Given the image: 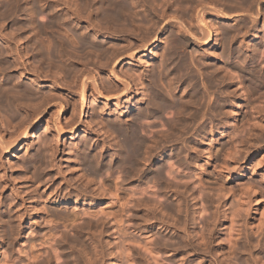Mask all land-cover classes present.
<instances>
[{
	"label": "bare ground",
	"instance_id": "bare-ground-1",
	"mask_svg": "<svg viewBox=\"0 0 264 264\" xmlns=\"http://www.w3.org/2000/svg\"><path fill=\"white\" fill-rule=\"evenodd\" d=\"M6 1V0H5ZM15 1H17V0H15ZM26 1H28V0H25L24 2H26ZM33 2H35V0H32ZM31 1V2H32ZM50 1V0H49ZM52 1V0H51ZM65 3L67 2V1H69V0H63ZM71 1H73V0H70L69 1V3L71 2ZM81 1V0H80ZM84 1V8H80L78 5L76 6L75 5V8L74 9H72L71 7H68L66 4H64V2H61V1H59V0H53L52 2H50L52 5H50V7L52 8V10H51V12H49V14H48V12H46L50 17V20L48 21V22H46V23H40V24H38V30L40 29V30H42V31H40V33H42V32H45L49 27H55L56 29H57V31H56V33L58 34V37L60 38V39H58V37H57V39L55 38V40H54V38L53 37H55L56 35H54L53 37H52V35L55 33V32H53V34L52 35H50L51 37H52V41H51V39L50 40H48L49 39V37H48V39H47V36H46V38L45 39H43V40H46L45 42H46V44H44V43H42L43 44V51H41L40 49V47H39V52H38V57H36V60L39 58L40 60H38L39 62L41 61V64H42V62L43 61H47V62H51L50 64L52 65H50V67L48 66L47 67V65L49 64V63H47V62H44V63H47V65L45 66V70H46V67H47V69H48V72H50V71H52V70H50L49 71V68L51 69V67H54V64H56V62L54 61V59L55 58H62V55H61V53L63 54L64 53V56L66 55H68V54H70L71 52H74V48H73V46L74 45H77V46H79L80 47V45L82 46V48L84 47V51L85 50H87L89 47L91 48V47H93V45L92 44H89V43H87V42H85V40L86 39H84V38H86L85 37V35H87V34H84L85 33V31H84V33L82 32V33H79L78 31V33L76 34H74L72 31V33H69V31L71 30V27L69 28V31H66V30H64L63 29V27L61 28V26H66V25H70L71 24V22H72V20H71V18H70V16L72 17V19L73 18H76L78 21L83 17V15L84 14H86L87 12H88V9H89V12H88V14L85 16V17H87V18H85V19H87V24H88V26H92V28L91 29H94L93 31L95 32V34L97 33V34H100V36H105L106 37V39L107 38H110V39H112V40H116L117 42H118V45H117V47L116 46H113V44L112 45H106L107 47H105L108 51H109V53H107L108 51H106V52H104L105 51V49H104V51H103V49H99L98 51H103L104 53H106L107 54V56H106V54H104V53H102V55L101 56H104V58L103 59H105V62L103 63V61L100 63V61H98V63H100V64H102V65H100V66H98V67H100L101 69H100V71H103V72H105V74H106V76L110 79V84H111V86H109L108 85V87H106V86H100V84H101V80H99V78L97 77L98 75H97V72H96V70H94L93 68L92 69H87V66H86V64H84V63H86V62H84V63H81L82 61L79 59V58H77V56H76V58L78 59V61L80 60L81 62V65H82V67L84 66V68L83 69H80V67H79V69H78V71H77V69L75 70L76 72H74V71H71V72H73V74H72V76H71V78H70V82H68L69 83V86H68V83L66 84V86H65V84H63V83H61L60 81H61V79H60V81H59V83H60V85L59 86H57L56 84H57V82H56V80H58V77L56 78L55 76V74H53V75H55L54 77L56 78H54L53 77V75H51V73L49 74V73H47V71H46V73L47 74H49V76H51V79H55V81H48L49 79H50V77L45 73V71H43V69L41 70V68H38V66H37V69H35V67H36V63L35 64H33L32 63V61H31V63H29V58H28V53H30V52H28L27 54L25 53V54H23L25 51H23V53L22 52H20V48H22V44H20L19 42H18V38L16 37H14L13 36V38H11L9 35H11L10 33L9 34H6V32L4 33V29H2V28H0V40L1 41H3L4 42V47H5V51L4 50H0V65H2L3 63H5L4 61H3V58L4 57H10V58H12L13 57V67H14V69H16V71L17 72H19V74H20V76H23V77H25V78H29V80L30 81H32L33 82V85L32 86H26L25 84L24 85H21V84H23V83H21V84H19V81H16V82H18V84L16 83L15 85H13L14 83H10L11 81H13V80H11L10 82L8 81L9 79H5V81L6 82H9V83H7L8 85L10 84H12L11 86H7V84H6V86L5 85H0V108L6 113V116H8V117H6V118H3L2 119V116H0V193H3V192H5L6 190H8V188L9 187H11V192H12V194H13V198H11L10 199V197H9V199L7 198V199H5V200H3L4 198H0V226L1 227H3L4 226V229H1V231L3 230H6V229H8L9 231H8V233L9 234H11L12 233V235L13 234H17V232L19 231V228L22 226V225H24V223L25 222H27L26 221V219L21 215L22 213H20V211L18 210L20 207H18V208H16V206L18 205V204H20V205H22L23 207H24V204H25V202L28 200L29 201V199H27V197H26V199H25V197H23V195H24V193L26 192V191H28V190H30V192L29 193H31L32 194V198H31V203H30V205L28 204V206L30 207V206H32V204L34 205L35 203L37 204V202L39 201V200H41V199H38V201H37V197H41V198H43L42 200L43 201H40L38 204H40L39 206L41 207V208H43V202L45 201L46 203H47V205H48V203L50 204H53V205H55V206H57V207H59V206H63V207H70L71 205H72V202H73V204L74 203H77L78 202V200L76 199V198H78V196H75V195H73V197L72 196H70L68 193V195H66V193H65V195H63L62 196V198L60 199L57 195H55V194H51V192L52 191H50V193L47 191V190H44V189H42V186H43V183L44 182H46V181H44L43 183L41 182L42 180H43V178H42V180L41 181H38V179H40L41 177H39V175L40 176H42V174L44 175L45 174V172L47 173V172H49V170H52V169H54V167L56 168V169H54V172H56L57 171V174H55V175H57V177H60L61 178V180L63 181V183L64 182H66V183H68L67 182V180H69V179H67L68 177H67V172L68 173H71L72 174V176H74L75 177V179H77L76 181L77 182H80V183H82L81 185H83V182H84V180L85 179H87L85 182V187L86 186H88V188H89V186L91 187V188H94L93 186L94 185H92V184H95L94 182H96V176L97 175H99V176H101L102 175V173L104 172V171H107V172H104L103 173V175H105L106 173H107V175L109 174L108 173V171H111V170H114V168H117L116 170H120V171H122L123 173V175L125 176H130V175H134L135 176V172H136V175H137V172H139V171H142V168H144L146 165H149V164H151L154 160H156L155 158L156 157H158V158H160L161 156H163L162 154L163 153H165V152H163V150H158L157 152H156V149H158L160 146H157V148H155L156 146H154L157 142H159L160 140H155V142L153 141L154 140V136L152 137V139H151V137H149L148 138V136H146L148 133H147V131H148V127H149V129L151 130L152 129V127H150V126H148V123H147V121H149L148 119H150L151 120V118L152 119H156V118H160L161 116V113L163 114V113H166V112H162V111H164L165 109V111H167V113H168V111L169 112H171V110L173 111H175L177 114H179V115H181L182 113H184V111H185V113L187 112V114L186 115H188L189 117V121L190 122H195L196 123V121L197 120H199V117H201V119L202 118H204V117H202V116H205V114H203V111L204 110H207L206 111V114H208L209 115V113L211 112L210 111V109L212 110V108H213V114H214V117L216 116H218L217 114L218 113H221V115H223L222 114V110H221V108L223 109V112H225V110H224V107H221V108H219L218 107V105L216 106V105H214L213 106V100L211 99V98H213L214 99V104L216 103V101H215V99H216V97L214 98V97H211V93L209 92V94H211V95H209L208 94V90H210V89H212L213 88V85H215V83L213 82V80H218V77L217 78H215V77H211L212 78V80H211V78H210V75H211V71H210V69H209V64L208 65H205L203 62L204 61H202V62H200V63H202V65H199V66H203V64L205 65V69L207 70V71H205V72H208V71H210V73L209 74H206V76H204V74H201L199 71L201 70V69H198L196 66H197V64L199 63V62H195V64L193 63L195 60H197L195 57V59H194V61H192V59L190 58H188V57H186L185 56V54L187 55V53L185 52L186 51V49L185 48H183L184 49V55H182V53H180L181 52V50L179 51V49H182V47H188V48H190L189 46H190V40H192V41H194V42H197V43H201V45H203V46H207V44L209 43V42H213V41H215V44L217 45V47L219 48V47H221L222 45H225L228 41L229 42H231L232 41V36H230V34H229V31H228V28H227V25L225 24L226 22H228V24H229V22H232V21H236V20H234V19H236L237 17H240V16H246V17H248L249 19V22H248V24L249 23H253V26L255 25V24H258V21H259V19L261 18V19H263V25H264V0H83ZM6 2H8V1H6ZM38 2V1H37ZM60 2V3H59ZM76 2H78V3H80L79 1H76L75 0V2L73 1V3H75L76 4ZM28 3V2H27ZM39 3L41 4V2L39 1ZM43 3V2H42ZM45 3V2H44ZM49 3V4H50ZM72 3V2H71ZM77 3V4H78ZM17 4H18V2H17ZM17 4L15 5V7L17 6ZM30 4V6L29 7H31L32 5H31V3H29ZM33 4V3H32ZM47 4V3H46ZM54 4L56 5V6H58V7H55L54 8ZM67 4H68V2H67ZM82 4V5H83ZM10 5H11V2H10ZM12 5H13V1H12ZM11 5V6H12ZM21 5V4H20ZM25 5V4H24ZM37 5V4H36ZM42 5V4H41ZM48 5V4H47ZM69 5V4H68ZM72 5V4H71ZM38 6V5H37ZM45 6V5H44ZM73 6H74V4H73ZM14 7V6H13ZM20 7V6H19ZM18 7V8H19ZM27 7H28V5H27ZM36 6H34V8H35ZM39 7H40V5H39ZM48 7H49V5L47 6V10H48ZM60 7V8H59ZM79 7V8H78ZM81 7H83V6H81ZM57 8V9H56ZM66 9L67 10V14H68V16H67V14L66 13H64V12H61V14L63 13V15L65 14L66 16H67V18L65 17V15H64V18L62 17L61 19H60V15H59V13H58V11H64L63 9ZM17 9V8H16ZM16 9H15V11H16ZM29 9V8H28ZM27 8H26V10H28ZM31 9V8H30ZM38 9V7L36 8V10ZM42 9H46V8H42ZM50 9V8H49ZM54 9V10H53ZM56 9V10H55ZM21 10V9H20ZM20 10H19V12H20ZM22 10H25V8L24 9H22ZM33 8L31 9V11L29 12V11H26V12H28L29 13V17H31L32 15L31 14H33ZM87 10V11H86ZM3 11H7V10H5V8H4V10H2V7L0 8V17H1V15H3L4 16V12ZM9 11V10H8ZM12 12H13V10H11ZM14 11V12H15ZM35 11V10H34ZM50 11V10H49ZM25 12V13H26ZM42 12V11H41ZM41 12H40V14H41ZM17 13V12H16ZM23 13V12H22ZM24 13V14H25ZM35 13V12H34ZM36 13H37V11H36ZM82 13H84V14H82ZM8 14V13H7ZM27 14V13H26ZM38 14V13H37ZM37 14L35 15V16H37ZM13 15V14H12ZM70 15V16H69ZM92 15H94L95 16V18H96V21H94V19H93V21L95 22V23H93L91 20H90V17L92 16ZM10 16V15H9ZM9 16H5V18H3V21H4V19L5 20H7V18H9ZM34 16V15H33ZM40 16L41 15H39L38 17L40 18ZM215 17V19H210V17ZM27 17V16H26ZM33 18V17H32ZM70 18V19H69ZM93 18V17H92ZM91 18V19H92ZM26 19V18H25ZM28 19H30V18H28ZM43 19V18H42ZM241 19V18H240ZM244 19V18H243ZM9 20V19H8ZM38 20V19H37ZM40 20V19H39ZM75 20V19H74ZM81 20H84V18L83 19H81ZM214 22V21H218V23L219 22H224V24H223V26H225L224 28L222 27V29H223V33H222V31H221V33H222V35L221 34H219L220 35V37L217 35L218 34V30H217V27H219V25L218 24H216V25H218V26H216L215 24H213L212 23V21ZM245 20H247V19H245ZM247 20V21H248ZM32 21V20H31ZM36 21V20H35ZM34 21V22H35ZM238 21V20H237ZM243 21V20H242ZM261 21V20H260ZM5 22V21H4ZM4 22H3V25H4ZM28 22V21H27ZM37 22V21H36ZM36 22L34 23V25L36 24ZM39 22H42V21H39ZM39 22H37V23H39ZM80 22V21H79ZM85 22H86V20H85ZM73 23V22H72ZM236 23H238V22H236ZM28 24H30V23H28ZM232 24H234L233 22H232ZM17 25V24H16ZM21 25V24H20ZM19 25V26H20ZM37 25V24H36ZM230 25V24H229ZM228 25V26H229ZM240 25V24H239ZM245 25H247V24H245ZM260 25H262V24H260ZM87 26V27H88ZM241 26V25H240ZM243 26H244V23H243ZM250 26H251V24H250ZM249 26V27H250ZM252 26V27H253ZM259 26V25H258ZM15 27V26H14ZM23 26L21 25V27L20 28H22ZM30 27H31V25H30ZM29 27V28H30ZM32 27H33V23H32ZM80 27V26H79ZM96 27V28H95ZM230 27V26H229ZM239 26H238V24H237V28H238ZM261 27H264V26H261ZM19 28V27H18ZM19 28V31L21 30ZM54 28V30L53 31H55L56 29ZM251 28V27H250ZM255 28V27H254ZM23 29V28H22ZM31 29V28H30ZM33 29H35V26L33 27ZM37 29H35V30H37ZM51 29V28H50ZM49 29V30H50ZM232 29V28H231ZM240 29H241V27H240ZM239 29V30H240ZM243 29H244V33H245V26L243 27ZM257 29H259V28H257ZM256 29V30H257ZM260 29H262V28H260ZM32 30V29H31ZM37 30V31H38ZM72 30H73V28H72ZM219 30H221V29H219ZM236 30V32L235 33H237V31H238V29H235ZM52 31V30H51ZM232 31H233V29H232ZM242 32H243V30H241ZM249 31V30H248ZM32 32H34V31H32ZM36 32V31H35ZM34 32V33H35ZM91 32H92V30H91ZM172 32H174V33H172ZM239 32V31H238ZM241 32V33H242ZM247 32V31H246ZM255 32H257V31H255ZM255 32H253V33H255ZM24 33V32H23ZM49 33V32H48ZM163 33H168L167 35H168V38H167V46L166 45H164L163 47H165L166 46V48L162 51H159L158 52V50L156 51V52H154L155 53V55L150 59V60H153V62L155 61V60H158V64H156L155 65V63H153L154 65H155V67H153L152 69H151V67L149 66V65H151V64H149V65H146V69H147V72L145 73V78L143 79V81L144 82H141V80L139 79V77L138 76H140V75H138V74H136V72H135V69L134 68H132V69H128V68H126L125 66L126 65H130V66H133V64H135V63H133L134 62V59L136 58V54H138L139 52H141V51H146V52H149V51H151L150 49H152V48H159V46H160V43L162 42L161 41V36L163 35ZM249 33V32H248ZM251 33H252V31L250 32V35H251ZM37 34H38V32H37ZM45 34V33H44ZM43 34V35H44ZM50 34H51V32H50ZM213 34H215L216 36H215V39L213 40ZM233 34H234V32H233ZM239 34V33H238ZM243 34V33H242ZM242 34H240V36L242 35ZM49 35V34H48ZM91 35V34H90ZM235 35V34H234ZM257 34H255L254 36H256ZM261 34H259V36H260ZM12 36V35H11ZM40 36V35H39ZM94 36V35H93ZM235 36H237V35H235ZM234 36V37H235ZM239 36V35H238ZM247 35L245 34V37H246ZM258 36V37H259ZM263 36V35H262ZM261 36V38H262V40L264 39L263 37ZM45 37V36H44ZM62 37V38H61ZM90 37V36H89ZM242 37H244V34H243V36ZM241 37V39L243 40V38ZM244 37V38H245ZM253 37V36H252ZM257 36L254 38V39H257L258 38ZM29 38V37H28ZM36 38H37V35H36ZM43 38V37H42ZM41 38V39H42ZM260 38V37H259ZM258 38V39H259ZM38 39V38H37ZM63 39H65L67 42L66 43H68V44H66L65 43V41L63 40ZM105 39V38H104ZM240 38H238V40H239ZM250 39H251V36H250ZM40 40V39H39ZM237 40V41H238ZM20 41V40H19ZM24 41V40H23ZM29 41V40H28ZM33 41H35V38L33 39ZM33 41H31V43L33 42ZM42 41V40H41ZM87 41V40H86ZM165 41V40H164ZM163 41V42H164ZM166 41L164 42V43H166ZM234 41H235V39H234ZM247 41V40H246ZM246 41H244L245 42V45H246V43H247V45L249 44V40L246 42ZM251 41H253V40H251ZM111 42V41H110ZM116 42V43H117ZM194 42H192V43H194ZM233 42V41H232ZM231 42V43H232ZM236 42V41H235ZM239 42V41H238ZM241 42V43H240ZM240 42L239 43H235L237 46H238V44H239V46H240V44H242V41L240 40ZM243 42V43H244ZM253 42H255V41H253ZM252 42V43H253ZM30 43V44H31ZM40 43V42H39ZM38 43V44H39ZM40 43V44H41ZM197 43H196V45H197ZM29 44V45H30ZM35 43H33V45H34ZM80 44V45H79ZM105 44V43H104ZM256 44V43H255ZM33 45H32V47H33ZM53 45V46H52ZM66 45H69V46H67L66 47ZM194 45V44H193ZM229 45V44H228ZM227 44L225 45V46H223V47H229ZM244 45V44H243ZM244 45V46H245ZM260 45V44H259ZM35 47H37L38 45H37V43L34 45ZM76 46V48L78 49V47ZM98 46V45H97ZM96 46V47H97ZM209 46V45H208ZM263 46V45H262ZM24 47V46H23ZM85 47H88L87 49H85ZM221 48V49H223V51H225L224 50V48ZM227 47H226V49H227ZM246 47V46H245ZM248 47H250V46H248ZM254 47V46H253ZM258 46H256V48H257ZM264 47V46H263ZM81 47H80V49H82ZM89 48V49H90ZM95 48V47H94ZM93 48V49H94ZM187 48V49H188ZM191 48H192V45H191ZM230 48V47H229ZM229 48H228V50H229ZM233 48V47H232ZM240 48V47H239ZM238 48V49H239ZM241 48L242 49H244V47L241 45ZM240 48V49H241ZM251 48V47H250ZM260 48H261V45H260ZM2 49V48H1ZM23 49V48H22ZM32 49V48H31ZM33 49H36V48H34L33 47ZM68 49V51H66ZM70 49V50H69ZM97 49V48H96ZM95 49V50H96ZM160 49V48H159ZM195 49V48H194ZM220 49V48H219ZM220 49V50H221ZM237 49V50H238ZM239 49V50H240ZM248 49V48H247ZM258 49V48H257ZM28 50H30V48H28ZM27 50V51H28ZM37 51H38V49H36ZM35 50V51H36ZM83 50V49H82ZM193 49H191V51H192ZM211 50H212V48H211ZM210 50V52L211 53H209V54H207V59H213L214 61H218V60H220L219 58L222 56L220 53V57L217 55L218 53L216 52V53H214V51H213V53H212V51ZM232 50H234V48L232 49ZM232 50H230V53H231V51ZM237 50H236V52L235 53H237ZM249 50V49H248ZM259 50V49H258ZM3 51H4V53H3ZM36 51V52H37ZM75 51H77V50H75ZM81 51V50H80ZM193 51H195V50H193ZM205 51V50H204ZM203 51V52H204ZM217 51V50H216ZM227 51V50H226ZM246 51V50H245ZM244 51V52H245ZM257 51V50H256ZM32 52H33V50H32ZM36 52H34L35 54H36ZM93 52V51H92ZM188 53H189V50L187 51ZM196 52H198V51H196ZM207 52V51H206ZM206 52H204V54L206 53ZM227 52H229V51H227ZM239 52H242V51H239ZM238 52V53H239ZM244 52H243V54H244ZM261 52V51H260ZM262 52H263V49H262ZM76 53V52H75ZM88 53V52H87ZM192 53H194V52H191V54ZM233 53V52H232ZM234 53V54H235ZM250 53H252V52H250ZM249 53V54H250ZM264 53V52H263ZM77 54V53H76ZM78 54H79V52H78ZM95 54V53H94ZM109 54V55H108ZM190 54V56L191 57H193L192 55ZM228 54V53H227ZM240 54V56H241V53H239ZM248 54V53H247ZM249 54H248V56L247 55H244V58H247V57H250L249 56ZM262 54V53H261ZM30 55H32V53L30 54ZM61 55V56H60ZM235 55H237V54H235ZM235 55H233V56H235ZM259 55V54H258ZM33 57H35L34 56V54L32 55ZM63 56V57H64ZM65 56V58H67ZM69 56V55H68ZM97 56V55H96ZM233 56H231V57H233ZM239 56V55H238ZM240 56H239V58H240ZM245 56H247V57H245ZM260 57L262 56V55H259ZM31 57V56H30ZM70 57V56H69ZM68 57V58H69ZM219 57V58H218ZM227 57H229V56H227ZM237 57V56H236ZM241 57H243V55L241 56ZM254 57V56H253ZM252 57V58H253ZM256 57V56H255ZM260 57H258L257 59H259ZM64 58V59H65ZM101 58V59H102ZM225 59V56L224 57H222L221 59ZM235 58V57H234ZM239 58H236L237 59V61H238V59ZM251 58V59H252ZM30 59H32V57L30 58ZM63 59V58H62ZM61 59V61H63ZM71 59V58H70ZM102 59V60H103ZM160 59V60H159ZM223 59V61L225 62V60ZM230 59V58H229ZM232 59V58H231ZM230 59V60H231ZM243 59V58H242ZM241 59V60H242ZM256 59V60H257ZM261 60L262 59H264V56L262 57V58H260ZM259 59V60H260ZM34 60V59H33ZM141 60V59H140ZM200 60V59H199ZM205 60V59H204ZM228 60V59H227ZM229 60V61H230ZM234 60V59H233ZM240 60V59H239ZM241 60L239 61V62H236V60H234L235 62V66H236V64L238 63H240L241 62ZM249 60V59H248ZM255 60V61H256ZM259 60H257L259 63L261 62V60L259 61ZM5 61H7V60H5ZM57 61V60H56ZM70 61V60H69ZM212 61V60H211ZM232 61V60H231ZM230 61V62H231ZM243 61H245V59L243 60ZM254 61V60H253ZM262 61H264V60H262ZM1 62H3L2 64H1ZM8 62V61H7ZM7 62H6V65H7ZM37 62V61H36ZM39 62H38V64H39ZM52 62H54L53 64H52ZM64 62H65V64H66V61L64 60ZM63 62V63H64ZM67 62H68V60H67ZM71 62V61H70ZM73 62H74V60H73ZM75 62H77L76 60H75ZM222 62V61H221ZM228 62V61H227ZM44 63H43V65H44ZM93 63V62H92ZM213 64H214V62H212ZM211 62H210V64H212ZM229 63V62H228ZM232 63V62H231ZM242 63H244V62H242ZM241 63V64H242ZM248 63H251V61L249 60L248 61ZM255 63H257V62H255ZM263 63V62H262ZM32 64H33V66H34V68H32ZM74 65H76L75 63H73ZM77 64H79V62H77ZM123 64V65H122ZM223 64V63H222ZM237 64V66H239ZM245 64V63H244ZM243 64V65H244ZM252 64V63H251ZM251 64H249V65H251ZM261 64V63H260ZM4 65V64H3ZM2 65V66H3ZM8 65H9V62H8ZM7 65V66H8ZM57 65V64H56ZM55 65V66H56ZM72 65V64H71ZM96 65H98V64H96ZM194 65H196V66H194ZM220 65V64H219ZM219 65H217L216 64V66L218 67ZM233 65V66H234ZM243 65H242V67H243ZM253 65H255V64H253ZM252 65V66H253ZM263 65H264V63H263ZM1 66V67H2ZM89 66V65H88ZM149 66V67H148ZM213 65H211V68L213 69V67H212ZM216 66H214V68H217ZM222 66V65H221ZM221 66H219V67H221ZM225 66V65H224ZM232 66V67H233ZM234 66V67H235ZM245 66V65H244ZM256 66V65H255ZM262 66V65H261ZM260 65H259V67H261ZM5 67V66H4ZM11 67V65L9 66V68ZM12 67V68H13ZM57 67V66H56ZM71 67V66H70ZM93 67V66H92ZM120 67V69H119V71L117 70L118 68ZM197 68V69H195V71H194V68ZM219 67L217 68V69H215V70H213V72H212V75L214 74H218L217 72H218V70H219ZM223 67V66H222ZM231 67V66H230ZM241 67V68H242ZM246 67V69H247V66H245ZM245 67L243 68V71H244V69H245ZM258 66H257V69H259V70H261L262 69V67H261V69L259 68ZM7 67H5V68H3V71L6 69ZM9 68H7L8 69V71L9 70H11V68L9 69ZM76 68V67H75ZM78 68V67H77ZM224 68V67H223ZM237 68V67H236ZM236 68L234 69V70H236ZM251 68V67H250ZM13 69V70H14ZM41 70V72L43 71L44 72V77L42 76L43 74L42 73H40V70ZM146 69H145V71H146ZM209 69V70H208ZM211 69V70H212ZM239 69V68H238ZM237 69V70H238ZM245 69V70H246ZM253 69H254V67H253ZM256 69V68H255ZM254 69V70H255ZM59 70V69H58ZM71 70V69H70ZM198 72H197V71ZM223 70V69H222ZM221 70V71H222ZM233 70V69H232ZM233 70V71H234ZM240 70H242V69H240ZM240 70H238V71H240ZM7 71V70H6ZM39 71V72H38ZM94 71V72H93ZM98 71V70H97ZM144 71V72H145ZM204 71V70H203ZM248 71H249V68H248ZM246 72V71H244L247 75H250V76H248V77H251L252 76V78H253V80H255L256 82H258V81H260V76H262V74L260 75V76H256V75H254V74H251L250 72ZM250 71H251V69H250ZM253 71V70H252ZM262 71V70H261ZM1 72V71H0ZM64 72V71H63ZM222 72H224V73H226L225 72V70L224 71H222ZM253 72H255V71H253ZM260 72V71H259ZM258 72V73H259ZM6 73V72H5ZM198 73V74H197ZM203 73V72H202ZM219 73H221L220 71H219ZM222 74L221 73V75L224 77V75L226 76V74ZM239 73V72H238ZM257 73V74H258ZM262 73V72H261ZM63 74V73H62ZM142 74H144V73H142ZM229 73L227 72V75H228ZM0 75H1V73H0ZM2 75H3V73H2ZM45 75H47V76H45ZM58 75V74H57ZM70 75V74H69ZM68 75V76H69ZM203 75V76H202ZM207 75H209V77L207 76ZM221 75H217V76H221ZM59 76V75H58ZM67 76V77H68ZM143 76V75H142ZM205 77V78H207V80H205V81H201V79H200V77ZM216 76V75H215ZM228 76H230V74L228 75ZM228 76H227V78H228ZM53 77V78H52ZM162 77H164L165 79H166V85H164L163 83H162V80L164 79V78H162ZM201 77V78H202ZM233 77V76H232ZM246 77V76H245ZM10 78V77H9ZM63 78V77H62ZM247 78V77H246ZM264 78V77H263ZM224 79V78H223ZM233 79V81H234V78H232ZM69 80V79H68ZM222 79L220 78V80H218V82L219 81H221ZM226 82H225V84L226 83H228L229 84V81H231V76H230V78H228V82H227V79H226V77H225V79H224ZM263 80V79H262ZM3 81H4V79H3ZM165 81V80H164ZM248 81V80H247ZM1 82V81H0ZM5 82V83H6ZM15 82V81H14ZM47 82H50V84L48 83V86H45V84H47ZM187 82V85L188 86H190V88H188L187 86H185V88H188L187 90H189L188 92H187V94L188 95H186L185 94V96H183V97H181L180 99H177V98H174V96H173V94L174 95H176L178 92H176V91H178V88H176V87H174V86H184V85H182V83H186ZM201 82H202V86L200 87V84H201ZM212 82H213V84H212ZM221 83H222V81H221ZM234 83L236 84V82L234 81ZM264 83V82H263ZM0 84H2V83H0ZM4 84V83H3ZM64 86H63V85ZM218 84V83H217ZM217 84H216V86H217ZM223 84V83H222ZM221 84V85H222ZM233 84V83H232ZM238 84V83H237ZM246 84V83H245ZM257 85H259L258 83H256ZM256 84H255V86H256ZM261 84H262V82H261ZM62 85V86H61ZM212 85V86H211ZM264 85V84H263ZM139 88H138V87ZM143 86H145V87H143ZM146 86H148L147 88L148 89H146ZM159 86H161V88L163 87L164 88V86H167V89L166 88H164L167 92L166 93H162L161 92V90H160V88H158ZM215 86V87H216ZM224 86V85H223ZM233 86H235V85H233ZM214 87V88H215ZM228 87V86H227ZM236 87V86H235ZM257 87V86H256ZM162 88V89H163ZM182 88V87H181ZM184 88V90H186ZM213 88V90L212 91H214L215 89ZM220 88H222V87H220ZM226 88V87H225ZM163 89V90H164ZM223 89V88H222ZM238 89V88H237ZM236 89V90H237ZM242 89H243V87H242ZM248 89H249V87H248ZM221 90V89H220ZM228 89H226V91H227ZM235 90V89H234ZM234 90H232V89H230V91H229V93L230 92H232V91H234ZM182 91H183V89H182ZM215 91H217V90H215ZM222 91H224V90H222ZM238 91V90H237ZM248 91V90H247ZM250 91V90H249ZM180 92H181V90H180ZM186 92V91H185ZM218 92V91H217ZM220 92V91H219ZM219 92H218V94H219ZM242 92H243V90H242ZM242 92H241V94H242ZM246 91H244V93H245ZM255 92V91H254ZM137 93H139V94H141V96H142V100H141V102L143 103V106L142 107H140V108H138V109H136L135 111H133V114L132 115H128L127 116V114L125 115V117L124 118H120V119H118L117 120V122L114 120V121H112V119L111 120H107V121H105V120H103L102 119V117H104V116H102V115H104V114H107L106 112H108V110H109V108L107 107V105L109 104V103H111V102H116V103H118L119 102V100L120 99H122V98H125V97H127L128 96V94H137ZM182 93H184V91L182 92ZM213 93V92H212ZM215 93V92H214ZM213 93V94H214ZM222 93V92H221ZM227 93V92H226ZM225 93V91H224V94H226ZM243 93V94H244ZM247 93V95H248V92H246ZM246 93H245V95H246ZM253 93V92H252ZM180 94V93H179ZM217 94V93H216ZM224 94H220L219 96H223ZM232 94V96L234 95L233 93H231ZM230 94V95H231ZM237 94V93H236ZM236 94H235V96H236ZM241 94H239L240 96H241ZM250 94V93H249ZM178 95V94H177ZM227 95V94H226ZM238 95V96H239ZM246 95V96H247ZM179 96H182V94L181 95H178L177 97L179 98ZM216 96V95H215ZM218 96V95H217ZM249 96V95H248ZM88 97H91L92 98V101L93 102H95L94 104L92 103V105L94 106V107H92L91 108V112H97V113H99V117H101L100 119H98V116L97 115H95V116H97V120H96V118L94 117V115H93V118L91 119V124H93V123H95L97 126H99V128H98V130L97 131H99V133H100V131H102L104 134H107L110 138H107V140H108V150H107V152H105V151H103V149L102 148H100V149H102V150H99V149H96V148H94V149H96V150H94L93 148H91V147H88V145H87V140H85L86 142H82L81 140H80V138H79V141H81V142H76V138H75V135L77 134V132H80V131H82V132H87V134L88 133H90L91 131H93L92 133H95L94 132V129L92 130L90 127H91V124H90V126H87L88 124H86V122H84L83 121V117H82V114H83V112H84V110L86 111V109H87V106H89V102H88ZM237 97V96H236ZM244 97V96H243ZM243 97H242V99H243ZM252 97H253V94H252ZM218 98V97H217ZM239 98V97H238ZM219 99V98H218ZM217 99V101H219ZM224 99H225V97H224ZM227 99V98H226ZM229 99H234V98H229ZM241 99V100H242ZM245 99V98H244ZM23 100H28V103H26V102H23ZM34 100V101H33ZM221 100H223V99H221ZM247 100V99H246ZM249 100H251V98H249ZM31 101H33L34 103H32ZM36 101V102H35ZM224 101V100H223ZM230 101V100H229ZM103 103V105H102V108L100 109V111L98 112V111H96L97 109L95 108V106H97L96 105V103ZM222 102V101H221ZM225 102V101H224ZM228 102V101H227ZM233 102V101H232ZM247 102V101H246ZM249 102V101H248ZM247 102V103H248ZM251 102H252V100H251ZM70 103L72 104V109H71V115H70V117L68 118V117H66V118H68V119H66V118H64L63 119V116H65L67 113H68V107L70 106ZM219 103V102H218ZM234 103V102H233ZM239 103V102H238ZM241 104H243V103H241ZM91 105V106H92ZM220 105V104H219ZM223 105V104H222ZM225 105V104H224ZM237 106H238V104H236ZM245 105V103L243 104V106ZM249 105V104H248ZM240 107H241V105H239ZM238 106V107H239ZM245 106H247V105H245ZM232 107V106H231ZM236 107V106H235ZM239 107V108H240ZM167 108H169L170 110H167ZM227 108H229V107H227ZM238 108V109H239ZM248 108V107H247ZM14 109H16V110H18V111H20V113H21V115H22V117L20 116V118H19V116H18V114H16L13 110ZM241 110V109H240ZM259 110H264L263 108H261V109H258V111ZM209 111V112H208ZM227 111V110H226ZM235 111V110H234ZM243 111H244V109H243ZM260 111V112H261ZM90 112V113H91ZM205 112V111H204ZM237 112V111H236ZM240 113H241V111H239ZM255 112H256V110H255ZM264 112V111H263ZM262 112V113H263ZM93 113V114H94ZM96 113V114H97ZM185 113H184V116H186L185 115ZM215 113H217L216 115H215ZM228 113V112H227ZM243 113V112H242ZM92 114V113H91ZM173 114H174V112H173ZM202 114V115H201ZM226 114V113H225ZM236 114V113H235ZM234 114V116H236ZM239 114V113H238ZM255 114V113H254ZM108 115H109V113H108ZM178 115V116H179ZM183 115V114H182ZM210 115H212V112L210 113ZM221 115L219 116V117H221ZM229 115V114H228ZM227 115V116H228ZM240 115V114H239ZM91 116V115H90ZM122 116V115H121ZM160 116V117H159ZM224 116V115H223ZM226 116V115H225ZM224 116V117H225ZM256 116V115H255ZM262 116V115H261ZM177 117V115L175 116V114H174V118H176ZM208 117V116H207ZM206 117V119H208ZM214 117H212V119L214 118ZM215 117V119H217ZM224 117H223V119H224ZM257 117H258V115H257ZM257 117H255V118H257ZM260 117V116H259ZM7 118H9V119H7ZM173 118V117H172ZM181 118V117H180ZM180 118H176V120L177 119H179V123L177 122V121H172L171 119V121H167V119L165 118V121H167V123H168V125L170 126H176L177 124H179V125H181V123H183L184 124V128H185V122H182L183 120H181V122H180ZM185 118V117H184ZM183 118V119H184ZM235 118H237V117H235ZM102 119V120H101ZM161 119V118H160ZM163 119H164V117H163ZM162 119V120H163ZM212 119H211V121H212ZM223 119H220V120H222V121H224ZM259 119V118H258ZM258 119H255V120H258ZM261 119H263V116H262V118ZM15 120H17V121H15ZM157 120V119H156ZM169 120V119H168ZM185 120V119H184ZM187 120V122H189ZM219 120V118H218V121H220ZM200 121H202V120H200ZM205 121V120H204ZM209 121H210V119H209ZM217 121V120H216ZM261 121V120H260ZM13 122H15V123H13ZM186 122V123H187ZM13 123V124H12ZM90 123V122H89ZM198 123H200L199 121H198ZM198 123H197V127H199L198 126ZM221 123V122H220ZM222 123H224V122H222ZM222 123H221V125H222ZM259 123V120H258V122L256 123V124H258ZM165 124H166V122H165ZM189 126L188 127H186L187 129L191 126V123H187ZM219 124V123H218ZM254 125L252 126L253 128H254V126H257L255 123H253ZM193 125H194V123H193ZM196 125V124H195ZM194 125V127L196 128V126ZM258 125H260V123L258 124ZM261 125L262 126H264V124H262L261 123ZM41 126H43L44 127V130H42L43 131V133L41 134V135H39V136H36V138L34 137L33 138V136H34V131H35V129H37V128H39V127H41ZM168 126V128H169V130H170V128H177L178 127V125L176 126V127H169ZM203 126V125H202ZM219 126V125H218ZM261 126V128H263ZM42 127V128H43ZM191 127H193V126H191ZM190 127V128H191ZM194 127H193V129H194ZM225 128H226V126H224ZM227 127H229V126H227ZM180 128H182L181 126H180ZM184 128H182V129H184ZM201 128H203V127H201ZM213 128V127H212ZM221 128V127H220ZM255 128H259V126H257V127H255ZM254 128V129H255ZM260 128V129H261ZM181 129V130H182ZM211 129V128H210ZM253 129V130H254ZM150 130L148 131V132H150ZM168 130V132H170ZM175 130V129H174ZM177 130H178V128H177ZM180 130V131H181ZM192 129H189L188 131H191ZM195 130H197V128L195 129ZM199 130V129H198ZM214 130H216V129H214ZM218 130V129H217ZM220 130V129H219ZM228 130H230V129H228ZM262 130H264V128L262 129ZM96 131V132H97ZM171 131H173V129L171 130ZM183 131V130H182ZM181 131V133L183 134V132L184 131H186L185 129H184V131L182 132ZM187 131V132H188ZM205 130H203V132H204ZM255 131H257L256 129H255ZM261 131V130H260ZM175 132V131H174ZM178 132V131H177ZM177 132H175L174 134L176 135V133ZM197 132H199V131H197ZM197 132H196V134H197ZM201 132V134H202V131H200ZM210 132H211V130H210ZM212 132H214L213 130H212ZM217 132V131H216ZM252 133H253V131H251ZM258 132H259V130H258ZM257 132V133H258ZM98 133V132H97ZM167 133V132H166ZM173 133V132H172ZM180 133V134H181ZM189 134H191L190 132H188ZM188 133H187V135H188ZM249 134V135H251V137L252 136H254L255 134ZM255 133V132H254ZM66 134H68V136H70V139L72 140V142H73V145H74V152H73V150H71L70 152H69V149L68 148H66L65 146H64V149H66L67 150V152L65 151V153H67L68 155H67V160H68V165H67V167H69L68 169L69 170H67V169H64V170H62V168H61V165H59V166H57L56 165V159H57V157L59 156V154H60V147H61V138L64 136V135H66ZM101 134V133H100ZM104 134H102V135H104ZM165 134V133H164ZM199 134V133H198ZM205 134H206V132H205ZM212 134V133H211ZM227 134V133H226ZM259 134H261V132L259 133ZM262 134L264 135V132H262ZM92 135V134H91ZM163 135V134H162ZM167 135V134H166ZM171 135V134H170ZM174 135V136H175ZM179 135V132H178V134L176 135V136H178ZM203 135H204V133H203ZM203 135H201V136H203ZM217 135H218V133H217ZM96 136V135H95ZM106 136V135H105ZM107 136V137H108ZM158 136V135H157ZM156 136V137H157ZM172 136V135H171ZM175 136V137H176ZM182 136H186V135H182ZM192 136H194L193 135V133H192ZM227 136V135H226ZM229 136V135H228ZM248 136V135H247ZM256 137L258 136V135H255ZM98 137V136H97ZM158 137H160L161 138V135L160 136H158ZM158 137L156 138V139H158ZM168 137V136H167ZM167 137H165V135H164V137L163 138H167ZM173 137V136H172ZM181 135L179 136V139L178 140H180L181 141ZM214 137V136H213ZM217 137H219V136H217ZM216 137V138H217ZM222 136H220V138H221ZM250 136H248V139H247V141L249 140V138H251ZM32 138L34 139V141H32ZM96 138V137H95ZM159 138V139H160ZM162 138V139H163ZM199 138H200V136H199ZM198 138V139H199ZM227 139H229L230 140V137L228 138V137H226ZM253 138V137H252ZM251 138V139H252ZM30 139H31V143L33 144L32 145V147H36L37 146V148L36 149H34L35 151H33V152H30V151H28L29 149H31V146H30V148H28L27 149V147H25L24 145H26V143L28 142V141H30ZM82 139V138H81ZM110 139V140H109ZM161 139V140H162ZM173 139H176V138H173ZM183 139V138H182ZM206 139V138H205ZM226 139V140H227ZM254 139H255V137L253 138V140H251L252 142L254 141ZM257 139H258V137H257ZM256 139V140H257ZM83 140V139H82ZM166 140H168V139H166ZM170 140V139H169ZM178 140H175L176 142L178 141ZM200 140V139H199ZM97 141V140H96ZM102 141V140H101ZM157 141V142H156ZM163 141V140H162ZM202 141V140H201ZM217 141V140H216ZM259 140H257V144H259V142H258ZM166 141L164 140V143H165ZM170 142H171V140H170ZM173 142V141H172ZM171 142V143H172ZM197 142V141H196ZM204 142V141H203ZM243 142V141H242ZM240 143V144H242V146H243V143ZM248 142H250V140L248 141ZM252 142H250V143H252ZM30 143V142H29ZM30 143V144H31ZM163 143V142H162ZM162 143H157L156 145H162L161 147H163V144ZM174 143V142H173ZM221 143V142H220ZM219 143V144H220ZM223 143H224V141H223ZM238 143V144H239ZM245 144H246V142H244ZM103 144H104V142H103ZM106 144V143H105ZM166 144V143H165ZM165 144H164V146H165ZM167 144H169V143H167ZM166 144V145H167ZM175 144V143H174ZM179 144H182V141H181V143H179ZM187 144V143H186ZM185 144V145H186ZM193 144V143H192ZM197 144V143H196ZM205 144V143H204ZM218 144V145H219ZM239 144V145H240ZM252 144H255L254 142L252 143ZM252 144H250V145H252ZM256 144V145H257ZM91 145V144H90ZM199 145V144H198ZM209 145V144H208ZM222 145V144H221ZM225 145V144H224ZM232 145V144H231ZM249 145V143H247V145H246V147ZM256 145H254V146H256ZM259 145H261V143L259 144ZM23 146L26 148V150H25V148H24V150H25V152L24 153H26V160L25 161H22L23 159H21V163L19 162L20 160H18L19 158H20V156H19V158H16L15 157V153H17L18 154V152H19V150L20 149H23ZM104 146V145H103ZM102 146V147H103ZM182 146V145H181ZM191 145H189V147H190ZM193 146V145H192ZM192 146H191V148H192ZM211 145H209V147H210ZM197 147V146H196ZM213 147V146H212ZM211 147V148H212ZM241 147V146H240ZM245 146H243V148H244ZM252 148V146H249V148ZM99 148V147H98ZM184 148H186L185 149V151L187 150V147L185 146ZM191 148H190V150H191ZM208 148V147H207ZM219 148H222V147H220V145H219ZM218 147H216L215 149H214V147H213V149H210V148H208L207 150H208V153L206 152L207 150L206 149H204L203 151L204 152H206L207 154H206V159L203 161L204 163H206V165H208L209 164V162H213L212 161V156L215 154V156L218 154V152H217V154L216 153H214L213 154V152L215 151H217V149H219ZM231 148H234V147H232L231 146ZM231 148H229L230 149V151H232L231 153H233V150H231ZM235 148L238 150V148L235 146ZM235 148H234V150H235ZM249 148H247L248 150H251V148L249 149ZM256 148V147H255ZM254 148V149H255ZM258 148H259V146H258ZM154 151H153V150ZM192 149H194V151L197 149H195L194 147L192 148ZM200 149V148H199ZM198 149V150H199ZM202 149V148H201ZM228 149V150H229ZM241 149V148H240ZM244 149H246V148H244ZM245 150V152L247 151L248 152V150ZM32 150H33V148H32ZM106 150V149H105ZM177 150H178V148H177ZM177 150L175 149V152H177ZM179 150H182V149H179ZM179 150H178V152H179ZM206 150V151H205ZM221 150V149H220ZM242 150V149H241ZM241 150H239L240 151V153H241ZM259 150V149H258ZM261 150V149H260ZM62 151V150H61ZM183 151V150H182ZM182 151H180V152H182ZM188 151V150H187ZM193 151V150H192ZM191 151V152H192ZM193 151V152H194ZM202 151V152H203ZM222 151V150H221ZM236 151V150H235ZM252 151V150H251ZM163 152V153H162ZM174 152V151H173ZM173 152H169V154H171L172 155V153ZM177 152V153H178ZM190 152V151H189ZM190 152V153H191ZM196 152V151H195ZM197 152H199V151H197ZM202 152H199L200 154L202 153ZM203 152V153H204ZM237 152V151H236ZM243 152V151H242ZM245 152H243V153H245ZM14 153V154H13ZM168 153V152H167ZM176 153V154H177ZM230 153V154H231ZM242 153V154H243ZM181 154H183V153H181ZM220 154H222V156L224 155V156H227L228 155V153H227V155L224 153H220ZM229 154V156H231ZM247 154V153H246ZM246 154H245V156H246ZM255 154V153H254ZM183 155H185V154H183ZM204 155V154H203ZM219 155V154H218ZM217 155V156H218ZM179 156H181V155H179ZM179 156L177 157V158H179ZM188 156V155H187ZM196 156H198L197 154H196ZM214 156V157H215ZM223 156V157H224ZM228 156V157H229ZM252 156V155H251ZM5 157H7V158H10V159H7V161L5 162V160L6 159H4ZM18 157V156H17ZM175 157V159H176V156H174ZM173 157V158H174ZM200 157V156H199ZM198 157V158H199ZM202 157V156H201ZM200 157V158H201ZM204 157V156H203ZM213 157V158H214ZM221 157V156H220ZM219 157V158H220ZM222 157V158H223ZM226 157V159H230V160H232V157ZM264 157V156H263ZM182 158V157H181ZM194 158V157H193ZM218 158V157H217ZM218 158V159H219ZM163 159V158H162ZM161 159V160H162ZM186 158L184 157L183 158V160H185ZM195 159V158H194ZM193 159V160H194ZM223 159H225V158H223ZM225 159V160H226ZM241 159H243V158H241ZM245 159V158H244ZM178 160V159H177ZM177 160H175V163H177L176 161ZM180 160V159H179ZM178 160V166L179 165H182L181 163V161H179ZM182 160V161H183ZM207 160V162H205ZM225 160H222V161H225ZM164 161V160H163ZM189 161H191V160H189ZM221 161V162H222ZM260 161H262L261 159H260ZM159 162H161V161H159ZM185 161H183V163H184ZM187 162V161H186ZM194 162V161H193ZM202 162V161H201ZM216 162V161H215ZM215 162H214V164H215ZM221 162H220V164H218V162H217V167H219V165H221ZM226 162V161H225ZM235 162H236V160H235ZM257 162V161H256ZM256 162H253L254 164L256 163ZM262 162H264V161H262ZM260 163V164H263V163ZM161 163H163V162H161ZM232 163H234V161L232 162ZM21 164V165H20ZM185 164V163H184ZM183 164V165H184ZM187 164H189V163H187ZM201 163H199V165H200ZM251 164V166H252V162L250 163ZM249 164V165H250ZM258 165H260L259 164V160H258V163H257ZM157 165V164H156ZM202 165V164H201ZM205 165V164H204ZM203 165V166H204ZM216 165V164H215ZM225 165H226V163L224 164V165H222L223 167H225ZM149 166H151V165H149ZM148 166V167H149ZM153 166V165H152ZM158 167H159V165H157ZM186 166V165H185ZM189 166H191V164L189 165ZM209 166H210V164H209ZM211 166L213 167V165L211 164ZM222 166H220L221 167V169H222ZM228 165H226V167L225 168H227L228 169V171H229V169L230 168H228L227 167ZM249 167V168H247L246 169V171H245V173H250V175L251 174H256L257 172H256V167H258V166H256V164L254 165V166H256V167ZM148 167H146V168H148ZM154 167V166H153ZM152 167V168H153ZM153 168V169H156L155 170V174L154 175H152V176H154V178H162V176L164 177V175H163V173H165L166 171L165 170H167L166 168L165 169H163L162 167H160V168ZM166 167V166H165ZM179 167H181V166H179ZM188 167V166H187ZM212 167H210V168H212ZM220 167H219V169H220ZM246 167V166H245ZM263 167V166H262ZM184 168H186V167H184ZM190 168V167H189ZM200 168H202V166L200 167ZM225 168H223L222 170L224 171V169ZM233 168H235L236 169V167L234 166ZM233 168H231L230 170H232ZM259 168V167H258ZM152 169V170H153ZM181 169H182V167H181ZM188 169V168H187ZM202 169H204V168H202ZM202 169H200V170H202ZM214 171H216V168H212ZM218 169V171L219 172H221L220 170ZM235 169H233V170H235ZM115 170V171H116ZM146 170V169H145ZM148 170V169H147ZM146 170V171H147ZM150 170V169H149ZM163 170H164V172H163ZM183 170H186V169H183ZM209 170H211V169H209ZM263 170V169H262ZM154 171V170H153ZM188 171V170H187ZM198 171V170H197ZM212 171V170H211ZM222 171V172H223ZM226 171V173H227V170H225ZM238 170H236V172H237ZM241 171V170H240ZM260 171H261V169H260ZM143 172V171H142ZM148 172V171H147ZM150 172V171H149ZM168 172V171H167ZM201 172V171H200ZM203 172V171H202ZM205 172V171H204ZM204 172H203V174H204ZM217 172V171H216ZM218 172V173H219ZM111 173V172H110ZM113 173V172H112ZM145 173V172H144ZM195 173H199V172H195ZM194 173V174H195ZM214 173V172H213ZM241 173V172H240ZM259 173V172H258ZM10 174V175H9ZM50 174V172L48 173V175ZM141 174V173H140ZM151 174V173H150ZM149 174V175H150ZM166 174H168V173H166ZM166 174H165V176H166ZM210 174H212V172L210 173ZM210 174L208 175V176H210ZM228 174H229V172H228ZM237 174V173H236ZM261 174V173H260ZM107 175H105L106 177H108ZM110 175V174H109ZM113 175V174H112ZM144 174H142L141 176H143ZM146 175V174H145ZM196 175V174H195ZM239 175V174H238ZM241 176L243 175L242 173L240 174ZM45 176H47V175H45ZM50 176V175H49ZM104 176V177H105ZM124 176H123V179H124ZM125 176V177H126ZM131 176V177H132ZM167 176H169V175H167ZM171 176V175H170ZM186 176H187V174H186ZM185 176V177H186ZM228 176V175H227ZM227 176H225L224 175V178H226V179H224L223 178V181H225L226 180V183H224V184H221V181L222 180H220L219 179V183L221 184V187H222V190L223 189H225V188H227L228 186H227V182H229V181H232V180H230V178H228ZM234 176V175H233ZM261 176V175H260ZM23 177V178H22ZM131 177H130V180H131ZM148 177H150V178H148ZM183 177V176H182ZM196 177H197V175H196ZM201 177V176H200ZM216 177V176H215ZM217 177H218V174H217ZM239 177V176H238ZM259 177V176H258ZM95 178V180H93ZM99 178V177H98ZM101 178V177H100ZM103 178V177H102ZM110 178V177H109ZM134 178V177H133ZM136 178H137V176H136ZM145 178V177H144ZM147 178H148V181H149V179L151 180V178H153V177H151V175L150 176H147ZM147 178L145 179V180H147ZM166 178L167 177H165V183H166ZM173 178V177H172ZM175 178V177H174ZM207 178V177H206ZM140 179V178H139ZM163 179V178H162ZM185 179V178H184ZM204 179V178H203ZM237 179V178H236ZM45 180V179H44ZM60 180V179H59ZM98 180H100V179H98ZM103 180H105V179H102L101 181H103ZM109 180H111V179H109ZM117 180L118 179H115V180H113L112 179V181H114V182H117ZM127 180H129V178H127ZM126 179L125 180H123V181H125V183H127L128 181H127ZM133 180H135V179H133ZM140 180H142V182H143V180L144 179H140ZM153 180V179H152ZM151 180V181H152ZM156 180V179H155ZM154 180V181H155ZM207 180H209V178L207 179ZM216 180H218V179H216ZM215 180V181H216ZM18 181H20V182H24L25 184V192L24 193H22L21 191H20V188L19 187H21L20 185H18ZM49 181V180H48ZM70 181V180H69ZM75 180L73 179V183L72 184H74L75 182H74ZM107 181V180H106ZM122 181V182H123ZM158 181H160V179H158ZM157 181V182H158ZM180 181V180H179ZM178 181V183H180ZM185 181V180H184ZM184 181H182V182H184ZM189 180H186L185 182L186 183H180V184H187L188 185V182ZM204 181H206V180H203V183H204ZM240 181H242V180H240ZM244 182H246L245 180H243ZM76 182V183H77ZM105 182V181H104ZM108 182V181H107ZM114 182H112V183H114ZM197 182H199V181H197ZM206 182H208V181H206ZM205 182V183H206ZM234 182V181H233ZM232 182V183H233ZM61 183V182H60ZM101 183V182H100ZM99 183V184H100ZM111 183V184H112ZM124 183V182H123ZM130 183V182H129ZM147 183V181L145 182L144 181V184H146ZM167 183H169V187L171 188L172 186H171V184L170 183H172L170 180H169V182H167ZM205 183L204 184H201V183H199V184H201V185H205ZM210 183V182H209ZM208 183V184H209ZM212 183V182H211ZM216 183H218V182H216ZM223 183V182H222ZM235 183V182H234ZM247 183V182H246ZM23 184V183H22ZM46 184V183H45ZM99 184L97 185V184H95L96 186H99ZM107 184H109V186L111 185L109 182L108 183H104V184H101V185H104L105 186V189H106V185ZM117 184H118V182H117ZM117 184H112V185H114L113 187H112V185H111V188H113L112 189V191H114V193L113 194H111L110 195V198L112 197V196H114V201H118L119 202V198L120 197H118V196H120V195H118L119 193H118V190H119V188L117 189V187L119 186V185H117ZM140 184V183H139ZM177 185V182L176 183H172V185H174L171 189H174V187ZM179 184V185H180ZM238 184V183H237ZM241 184H244L243 182L241 183H239V185H237L236 187L237 188H241V189H243V187L241 186ZM249 184H251L252 185V183H249ZM47 185V184H46ZM67 185V184H66ZM69 185V184H68ZM83 185V186H84ZM117 185V186H116ZM120 185H123V184H120ZM160 185H162V187L161 188H163L164 190L166 189L165 188V186H163L164 185V182H163V184L161 183ZM182 185H181V187L180 186H178L177 188L179 189H177L176 187V191H179L178 193L177 192H175V193H177V194H181L182 195V193H180V191H182V189L180 190V188H183V190H184V185H183V187H182ZM186 185V186H187ZM199 186V190H200V188H202V186ZM232 185V184H231ZM230 185V186H231ZM248 185V184H247ZM247 185L245 184V186H244V191L243 190H241L243 193L245 192V190L246 191H248L247 189H249L250 187L249 186H251V185H249L248 186V188H246L247 187ZM254 185V184H253ZM71 186V185H70ZM77 186V185H76ZM95 186V187H96ZM103 186V187H104ZM108 186V187H109ZM167 186H168V184H167ZM190 186V185H189ZM189 186H187V187H189ZM72 187V186H71ZM73 187H75V185L73 186ZM72 187V188H73ZM78 187V186H77ZM76 187V188H77ZM82 187V186H81ZM102 187V189L104 190V188ZM180 187V188H179ZM186 187V188H187ZM204 187V186H203ZM253 188H254V186H252ZM251 187V188H252ZM23 188V187H22ZM44 188H45V185H44ZM75 188V189H76ZM91 188L88 190H86V188H83V190L85 189L86 191H90L91 192ZM97 189L98 188H100V186L99 187H96ZM120 188H121V186H120ZM168 188V187H167ZM170 188H169V190H170ZM185 188V189H186ZM190 188H192V187H190ZM208 188H210L209 186H208ZM208 188H206V189H208ZM212 188V187H211ZM210 188V189H211ZM231 188V187H230ZM233 188V187H232ZM239 188V189H240ZM10 189V188H9ZM46 189V188H45ZM78 189V188H77ZM82 189V188H81ZM97 189H92V190H97ZM101 189V188H100ZM100 189H99V192H100ZM102 189H101V191H102ZM203 189H205V188H203ZM213 189V188H212ZM216 189V188H215ZM228 189V188H227ZM256 189H258V188H256ZM110 191V189H108L107 188V191ZM123 190V189H122ZM162 190V189H161ZM202 190V189H201ZM200 190V191H201ZM218 190V189H217ZM220 191H222L221 189H219ZM218 190V191H219ZM250 190H252V189H250ZM78 191H79V189H78ZM108 191V192H109ZM120 191V190H119ZM166 191H168V189H166ZM171 191V190H170ZM187 191V190H186ZM186 191H184V192H186ZM192 191V189L190 190V192ZM199 191V192H200ZM203 191V190H202ZM202 191H201V193H202ZM210 191V190H209ZM211 191H213V190H211ZM218 191L216 192L215 191V193L216 194H214V192H213V194H211V195H209L208 193H207V195L208 196H210V198L213 196V195H215L214 196V198L215 199H218L219 200V203H220V200H222L221 198L223 197V196H225V195H228V193L227 194H222V197H218L217 198V196H219V194H217L218 193ZM230 191V190H229ZM235 191V190H234ZM241 191L239 190L238 191V193L240 192V195H242L243 193H241ZM254 191V190H253ZM85 192V191H84ZM97 192H98V190H97ZM96 192V193H97ZM103 192V191H102ZM107 192V193H108ZM120 192H123V191H120ZM164 192V191H163ZM163 192H161V193H163ZM169 192V191H168ZM167 192V193H168ZM172 192H173V190H172ZM189 191L188 192H186V193H190ZM249 192V191H248ZM252 192V191H251ZM257 192V190H255L253 193H251V194H254V193H256ZM258 192H259V190H258ZM27 193V192H26ZM58 193V192H57ZM56 193V194H57ZM64 193V192H63ZM79 193V192H78ZM82 193V192H81ZM89 193V192H88ZM94 193V194H93ZM91 192V194H93V196L95 195L96 196V194H95V192ZM110 193H111V191H110ZM109 193V194H110ZM118 193V194H117ZM167 193H165V194H167ZM170 193V192H169ZM220 193V192H219ZM230 193H231V196H233V197H235V195L236 194H238V193H234L233 191L231 192L230 191ZM246 193V192H245ZM244 193V194H245ZM23 194V195H22ZM59 194V193H58ZM83 194V193H82ZM90 194V195H91ZM98 194V196H96V197H98V199H100V198H102L103 200H104V198H107L109 195L107 194L106 195V193H105V191H104V195L103 194H101V192H100V194L99 193H97ZM123 194V193H122ZM129 194V193H128ZM142 194V193H141ZM144 194V193H143ZM173 194V193H172ZM191 194V193H190ZM250 194V193H249ZM22 195V196H21ZM28 195V194H27ZM26 195V196H27ZM61 195H62V193H61ZM78 195V194H77ZM84 195H87L86 193L84 194ZM89 195V196H90ZM107 196V197H104V196ZM131 195V194H130ZM181 195H179V196H181ZM184 195H185V193L183 194V196L182 197H184ZM193 195L195 196V194L193 193ZM202 195H204V192H203V194ZM205 195H206V191H205ZM239 195V194H238ZM239 195V197H241L242 199H241V203H239V205H237L238 207V209L236 208V206H234L236 209H237V211H232V210H234V208L232 209L231 207H233V204H232V206L230 205V204H228V206H227V204H226V208L228 207V208H230V209H232L231 211H229V212H231V214L232 213H235L234 215L237 217V218H239V217H241V215H240V213H245V209H247V207H246V205H248V204H250V201L251 200H247V199H249V198H245L246 197V195L244 196V198L248 201V204H246V200H245V202L243 203V200H244V198L242 197V196H240ZM248 195V194H247ZM30 196V195H29ZM74 196L76 197L74 200H73V198H74ZM82 196V195H81ZM88 196V195H87ZM123 196H124V194H123ZM128 195L126 194V197H127ZM190 196V195H189ZM192 196V195H191ZM199 196V195H198ZM200 196H201V194H200ZM199 196V197H200ZM221 196V195H220ZM252 195H250L249 197H251ZM0 197H2L1 195H0ZM92 197V196H91ZM91 197L89 198V200L91 199ZM129 198H130V196H128ZM127 197V199L129 200V198ZM174 196H172V198H173ZM186 197V196H185ZM226 197V196H225ZM225 197H223V199H225ZM232 197V199H234ZM237 197V196H236ZM239 197H237V199H239ZM248 197V196H247ZM258 197H260V196H258ZM84 198V197H83ZM109 198V197H108ZM123 198H125V197H123ZM187 198V197H186ZM192 198L196 201V199H195V197H193L192 196ZM204 198H207V196L205 197L204 196ZM85 199H86V197H85ZM95 199V198H94ZM121 199H122V197H121ZM131 199H132V203H133V201L135 202V203H133V207L132 208H134V204H136L137 205V201L136 200H133V198H132V195H131ZM131 199H130V202H131ZM145 199V197L142 199V200H144ZM182 199V198H181ZM203 199V196H201V200ZM212 199V198H211ZM211 199H209V200H211ZM231 199V198H230ZM251 199H252V197H251ZM26 200V201H25ZM88 200V199H87ZM146 200V199H145ZM147 200H149V199H147ZM179 200V202L180 201H183V203H184V201L186 200L187 201V199H182V200H180V198L178 199ZM189 200H190V198H189ZM193 200V201H194ZM204 200V199H203ZM214 200V199H213ZM212 200V201H213ZM218 200H215V202L216 201H218ZM262 200V199H261ZM15 201H17V202H15ZM18 201H19V203H18ZM107 201H110V200H107ZM124 199H123V203H124ZM169 201V200H168ZM172 201V200H171ZM170 201V202H171ZM177 201V197H176V200L174 201V202H176ZM191 201V200H190ZM189 201V202H190ZM193 201H191V202H193ZM205 201V200H204ZM224 201V200H223ZM226 201V200H225ZM233 201V200H232ZM30 202V201H29ZM82 202V201H81ZM89 202V201H88ZM92 202V201H91ZM96 202H97V200H96ZM126 202V204H127V201H125ZM130 202H128V204L129 205H131L130 204ZM150 202V201H149ZM149 202L148 201H144V202H142V201H140V203L138 204V205H141L142 203H144V205L145 204H147L148 203V205H149ZM170 202H165V203H170ZM173 202V203H174ZM178 202V201H177ZM176 202V203H177ZM178 202V203H179ZM188 202V201H187ZM206 202V201H205ZM84 203V202H83ZM103 203H104V201H103ZM107 203V202H106ZM105 203V206L106 205H108V207L110 206V204L108 203V204H106ZM116 203V202H115ZM114 203V204H115ZM120 204H122V205H124L125 207H124V209L126 210V204L124 203H122V200H121V202H119ZM173 203H172V205H173ZM176 203H174V204H176ZM177 203V204H178ZM196 203V202H195ZM204 203V202H203ZM208 203V205H209V202H207ZM225 203V202H224ZM227 203V202H226ZM230 203H232V202H230ZM234 203V202H233ZM237 203H238V200H237ZM252 203V202H251ZM35 204V205H36ZM78 204V203H77ZM89 204H90V202H89ZM99 208L97 207H93V209H89V210H85V211H80L81 212V214H78V213H80V212H78V210L77 211H73L74 210V208L76 207V204H75V207L73 206H71V211L69 210V209H67L66 211H64L63 209V211L62 212H60L59 210H61V209H58L57 208V210H58V212L57 211H54V209H52L51 210V208L47 211V213H45L46 215H47V218H49V217H52V219H54V218H56L57 217V221L56 222H58L59 220H60V222H58L60 225H62V227L64 228H67L66 226V224H69V225H71L70 227L72 228V225H77L78 223L79 224H83V222L85 223L86 221H89L90 223H93V222H99L100 223V226H99V229L103 226V228H104V225L107 223H105L104 222V220H102V219H104L103 217H102V215H101V218H99L100 217V214H108V213H111V211H113V208H111L113 205H111L110 206V208H111V210L109 211V210H104V207L102 208V206L104 205H102V201L101 202H99ZM112 204H113V201H112ZM120 204H118L119 206H120ZM150 204H151V202H150ZM166 204V205H167ZM180 204H182V202H180ZM215 204V205H214ZM213 205L216 207V203H214ZM243 204H246V205H243ZM35 205H34V207L32 208V210L31 211H33L34 210V208H35V210H39V206H38V208H36L35 207ZM45 205V204H44ZM47 205H45V207L47 206ZM84 205V204H83ZM93 205H94V203H93ZM118 205H116L117 207H118ZM121 205V206H122ZM135 205V207L136 208H134V209H136L137 210V206ZM165 204L163 205V207L166 209L167 207H168V205L166 206ZM184 205V204H183ZM182 205V208L184 207ZM186 205V204H185ZM189 205V203L186 205V206H188ZM193 206H194V204H192ZM208 205H206L205 204V206H203L202 208L203 209H201V211L203 210L204 211V209L206 210V206H208ZM229 205L231 206V207H229ZM22 206H21V208H22ZM25 206H27V205H25ZM51 206V205H50ZM78 206V205H77ZM88 206V205H87ZM90 206V205H89ZM95 206V205H94ZM142 206V205H141ZM146 206V205H145ZM152 206V204L150 205V207ZM155 206V205H154ZM162 205L160 204V207H161ZM190 206V205H189ZM189 206L187 207V208H189ZM212 205H210L209 207L212 209V207H211ZM218 206V205H217ZM245 206V208L243 209V207ZM250 206H251V204H250ZM49 206H47V208H48ZM80 207V206H79ZM107 207V206H106ZM127 207H128V205H127ZM159 207V205H158V208H157V204H156V209H159L160 208ZM170 208V210H172L173 209V207L175 208V206L173 205L172 207H171V205L169 206ZM179 207V210H182V208L180 209V206H178ZM205 207V208H204ZM208 207V208H209ZM242 207V208H241ZM20 208V209H21ZM25 208H27V207H25ZM25 208H23V209H25ZM61 208V207H60ZM109 208V209H110ZM123 207H121V208H119L118 207V209H120V211H121V209H122ZM129 208V207H128ZM155 208V207H154ZM154 208H152L151 207V209H153L154 210ZM172 208V209H171ZM220 208H221V206H220ZM227 208V209H228ZM45 209V208H44ZM118 209H116V208H114V211L115 210H117V212L119 211ZM139 209V208H138ZM155 209V210H156ZM161 209H162V207H161ZM160 209V210H161ZM168 209V208H167ZM166 209V210H167ZM168 209V210H169ZM184 209H186V208H184ZM215 209V208H214ZM214 209H213V211L211 210V212H214ZM224 209V208H223ZM226 209V210H227ZM253 209V208H252ZM34 210V211H35ZM41 210V209H40ZM123 210V209H122ZM125 210H123V211H125ZM144 210V209H143ZM159 210V211H160ZM162 210H164V209H162ZM175 210V209H174ZM188 210V209H187ZM218 210V209H217ZM215 211V212H219L218 214L220 215V211ZM220 210V209H219ZM225 210V209H224ZM229 210V209H228ZM42 211H43V209H42ZM41 211V212H42ZM113 211V212H114ZM122 211V212H123ZM133 211H135V210H133ZM138 211V210H137ZM178 211V209L175 211V214H176V212ZM182 211H184V210H182ZM186 211V210H185ZM200 210H199V213L200 214H202V213H206V211H208V210H206L205 212H201ZM252 211V210H251ZM21 212H23V214H24V211L22 210ZM25 212H26V209H25ZM30 212V211H29ZM37 212V211H36ZM40 212V211H39ZM40 212V213H41ZM44 212V211H43ZM46 212V211H45ZM85 212V213H84ZM122 212H120V214H119V212H118V214H119V216H118V214L117 213H111V215L113 214L114 216L113 217H110V218H113L114 220H115V223L118 225V224H120V218L122 217V216H120V215H123V214H121ZM140 212V211H139ZM146 212V210L144 211V213ZM147 212H149V211H147ZM161 212V211H160ZM164 212H166V211H164ZM163 212V213H164ZM174 212V211H173ZM179 213H180V211H178ZM192 212V211H191ZM196 212V211H195ZM194 212V213H195ZM32 213H34V212H32ZM100 213V214H99ZM134 213H136V211L134 212ZM150 213H151V211H150ZM167 213H169V211L167 212ZM179 213H177V214H179ZM185 213V212H184ZM184 213L182 214V215H184ZM189 213H190V211H189ZM193 213V212H192ZM192 213H191V217H192ZM193 213V214H194ZM197 213V212H196ZM196 213L194 214V215H196ZM263 213V212H262ZM82 214H85V215H83V217L85 216L86 218L89 216L90 218H91V220L92 219H95L96 218V220L95 221H93V222H91V220H90V218L88 219H86V221L85 220H83V222L82 223H80L79 222V218L82 220ZM115 214H117L116 216H118V218H116L115 217ZM149 213H147V216H152L151 218H154V215H151V214H149ZM171 214V212L169 213V215ZM175 214H171L170 215V217L173 215H175ZM180 214V215H181ZM213 214V213H212ZM248 214V213H247ZM250 214V213H249ZM46 215H45V217H46ZM139 215L140 214H138V216L135 214V217L137 216V217H139ZM141 215H143V214H141ZM146 215V214H145ZM145 215L143 216L144 218H145ZM169 215L168 214H166V216H167V218H169ZM193 215V216H194ZM204 214H202V216H203ZM207 215V214H206ZM222 215V214H221ZM244 215V214H243ZM25 216H26V214H25ZM28 216V215H27ZM30 216V215H29ZM41 216V215H40ZM39 216V217H40ZM49 216V217H48ZM82 218H81V217ZM173 216L171 217V218H173ZM179 216V215H178ZM200 217H201V215H199ZM208 216V215H207ZM206 216V217H207ZM227 216H229V215H227ZM261 216H262V214H261ZM31 217V216H30ZM43 217V216H42ZM54 217V218H53ZM98 217V218H97ZM109 217V216H108ZM141 217V216H140ZM180 217H182V219H181V221L183 222H181V221H179L180 223H182V224H185L186 223V221H185V223H184V220H185V218H184V220H183V216H180ZM200 217H197V218H200ZM206 217H205V215H204V218H201L200 220H202L203 221V223L205 222L206 223V221H207V223H208V221L209 220H211V218H213V219H216V217L214 218V217H212V215L208 218L207 217V219H209V220H207L206 219ZM221 217H223L224 218V216L222 215ZM248 217V216H247ZM263 217V216H262ZM33 218V217H32ZM143 218V219H144ZM150 217H149V219H151ZM166 218V219H167ZM187 218V217H186ZM195 218V217H194ZM217 218H220V217H217ZM226 218V217H225ZM229 218V217H228ZM250 218V217H249ZM34 219V218H33ZM40 219V218H39ZM38 219V220H39ZM45 219V218H44ZM98 219V220H97ZM106 219H107V217H106ZM109 219V218H108ZM146 219H148V218H145L144 219V221L146 220ZM156 219V218H155ZM163 219V218H162ZM188 219V218H187ZM205 219H206V221H205ZM221 219V218H220ZM219 219V220H220ZM232 219V220H231ZM30 220V219H29ZM28 220V221H29ZM51 220V218L49 219V221ZM154 220V219H153ZM168 221L170 220V218L169 219H167ZM178 220H180V218L178 217ZM218 220V221H219ZM226 220H230V222H231V224H234V223H236V221H234V219L233 218H231L230 217V219H227L226 218ZM258 220V219H257ZM261 220H263V219H261ZM35 221H37V220H35ZM48 221V222H49ZM54 221V220H53ZM52 221V222H53ZM78 221V223L77 224H75L76 222ZM136 221V220H135ZM146 221H149V220H146ZM145 221V222H146ZM151 221V220H150ZM155 221V220H154ZM156 221H157V219H156ZM162 221V220H161ZM173 221H174V218H173ZM177 220H176V218H175V222H176ZM189 221V220H188ZM187 221V222H188ZM192 223L194 224V219H193V217H192ZM202 221H201V224H203L202 223ZM217 220H215V221H213V224L216 222ZM233 221V222H232ZM238 221L240 222V220L238 219ZM242 221V220H241ZM256 221V220H255ZM33 222V221H32ZM32 222H29L30 223V225H32V228L31 229H34L35 231L36 230H41L42 228L41 227H43L42 225H38L37 223H32ZM45 222H47V219H45ZM51 222V221H50ZM139 222V221H138ZM141 222V221H140ZM152 222V221H151ZM160 222V221H159ZM164 222V221H163ZM170 222H171V220H170ZM178 222V221H177ZM196 222V221H195ZM197 222H200V221H198L197 220ZM196 222V223H197ZM211 222H212V220H211ZM229 221H227V223H228ZM250 222V221H249ZM263 222V221H262ZM262 222L260 221H258V224L256 223V222H254V224H255V226H256V228H255V232H259V231H261V229H262ZM54 223V222H53ZM52 223V224H53ZM99 223H96L97 225L99 224ZM121 223H123V222H121ZM147 223V222H146ZM180 223H178L179 224V226L177 225V227H180V225L181 226H183L182 224H180ZM189 223V222H188ZM246 223V222H245ZM247 223H248V221H247ZM2 224H3V226H2ZM78 224V225H79ZM155 224V223H154ZM170 224V223H169ZM168 223H166V225H169ZM172 224H174L173 222H172ZM171 224V225H172ZM191 224V223H190ZM209 225L208 226H211L210 224L211 223H208ZM212 224V225H213ZM216 224V223H215ZM230 223H228L227 225H229ZM230 224V225H231ZM250 224V223H249ZM249 224H248V226H249ZM253 224V223H252ZM253 224V225H254ZM257 224V225H256ZM27 225H28V223H27ZM26 225V226H27ZM64 225V226H63ZM81 225H79V226H81ZM87 226V224H84V226ZM88 225H89V223H88ZM95 225V223H93L92 225H89V226H94ZM102 225V226H101ZM123 225V224H122ZM166 225H165V228H166ZM175 225V224H174ZM173 225V226H174ZM175 225V226H176ZM187 225V224H186ZM192 225V224H191ZM198 225H200L199 223H198ZM204 226H205V228H206V225L205 224H203ZM235 225H237V224H235ZM245 225V224H244ZM251 225V224H250ZM83 226V225H82ZM81 226V227H82ZM83 226V227H84ZM96 226V225H95ZM115 226V225H114ZM137 226V225H136ZM139 226V225H138ZM175 226H174V228H175ZM194 226H195V224H194ZM204 226H203V228H204ZM207 226V227H208ZM247 226V224L244 226V227H246ZM23 227V226H22ZM69 227V226H68ZM70 227H69V229H70ZM80 227V228H81ZM82 227V232H83V230L84 229H88V227H86V228H83ZM97 227V226H96ZM117 227V226H116ZM120 227H121V224L119 225V227H117V229L118 230H120ZM146 227V226H145ZM150 227V226H149ZM168 227V226H167ZM189 227V226H188ZM190 227H192V228H194L195 229V227H193V225L192 226H190ZM213 227V226H212ZM238 228H239V225L237 226ZM251 227H252V225H251ZM254 227V226H253ZM253 227L252 228H249V230H250V234H253L252 233V231H253ZM44 228V227H43ZM92 228V227H91ZM91 228H89V230L91 229ZM98 228V227H97ZM96 228V229H97ZM121 228H123V227H121ZM181 228V227H180ZM183 228V227H182ZM184 228H186V227H184ZM191 228V229H192ZM201 228H202V226H201ZM209 228V227H208ZM227 228V227H226ZM237 228V229H238ZM68 229V228H67ZM67 229H64V230H67ZM74 229H76L75 231H77L78 229H79V227L78 226H74V228L72 229V230H70V231H73ZM86 229V231H88ZM93 229V228H92ZM94 229H95V227H94ZM106 229V228H105ZM125 229V228H124ZM123 229V230H124ZM148 229V228H147ZM161 229V228H160ZM169 229V228H168ZM176 230H177V228H175ZM187 229L188 228H186L185 230L187 231ZM200 229V228H199ZM212 228H209V229H207V235H200V240L199 239H197L196 238V240H194L195 241V243H194V247H195V249L197 248L196 246L198 245L199 247V252H201V253H204V254H208L209 255V258L211 259V261L213 262V263H211L210 262V260H208L211 264H221L222 263V259L219 257V259H220V261H219V259H214L215 257V255H216V253H215V250H214V253H215V255L213 256L212 254H211V252L213 251H211L210 252V245H211V243L213 244V242H214V240H213V242H212V234H211V230ZM217 229V228H216ZM245 229V228H244ZM33 230V232H35ZM122 230V229H121ZM121 230H120V232L118 231V235H125L124 233H126L125 231L122 233L121 232ZM126 230V229H125ZM149 230V229H148ZM166 230V229H165ZM170 231H171V229H169ZM183 230L184 229H182V231L179 229V231H181V232H183ZM184 230V231H185ZM190 230V229H189ZM208 230H211L210 232L208 231ZM227 230H228V228H227ZM236 230V229H235ZM239 230H240V228H239ZM242 230V229H241ZM240 230V231H241ZM246 230H248V228L246 229ZM3 231H2V233H3ZM21 231V230H20ZM79 231H80V229H79ZM91 232L93 231V230H90ZM95 231V230H94ZM100 231V230H99ZM99 231H97V233L99 232ZM102 231H104V230H102ZM170 231H168V232H170ZM186 231H185V233H186ZM193 231H195V230H193ZM202 231V233H204V232H206V230H204V229H202L201 230ZM204 231V232H203ZM215 231V230H214ZM226 231V230H225ZM224 231V232H225ZM230 231V232H229ZM6 233H7V231H5ZM37 232V231H36ZM39 232H41V231H39ZM90 232V233H91ZM105 232V231H104ZM117 232V231H116ZM173 232H175V230L173 231ZM181 232H179V233H181ZM191 232V231H190ZM196 232V231H195ZM213 232V231H212ZM223 232V233H224ZM229 232V236H227L226 237V235H227V233ZM234 231H232L231 232V230H228L226 233H224V234H226V235H224V237L225 238H228V241L230 240V243H231V245L229 244V245H227V246H229V247H224L223 248V250H225V249H227V254L229 255V256H232V255H234L235 253H236V251L237 250H235V247L237 246H235L234 247V245H235V242L237 241V243H238V240H237V238L236 237H238V236H240V235H242V234H239V231H236V232H234ZM248 232V231H247ZM19 233V232H18ZM48 233H50V232H48ZM51 233H53V232H51ZM64 233V235L66 234V232L64 231L63 232ZM63 233H61V234H63ZM74 232H72V234H73ZM81 233V232H80ZM88 232H85V230H84V234H87ZM90 233L89 234H87L86 236H89V237H91V235H92V233H94L95 234V232H92L91 233V235H90ZM101 233V234H100ZM99 234L100 235H102V237H103V235H104V233L102 234V232H100ZM170 233H172V232H170ZM194 235H193V234ZM191 233V237H192V235L194 236V237H197L199 234V232L197 233H194V232H192ZM201 233V232H200ZM221 233V232H220ZM230 233H231V235H232V233L234 234L232 237L233 238H230L231 237V235H230ZM242 233V232H241ZM1 234V233H0ZM8 234V235H9ZM47 234V233H46ZM68 234V233H67ZM65 235V236H67V237H69L70 235ZM77 234V233H76ZM94 234H93V236H94ZM98 234V235H99ZM190 234V233H189ZM196 234V235H195ZM198 234V235H197ZM206 234V233H205ZM214 234V233H213ZM255 234V233H254ZM258 234V233H257ZM48 235V234H47ZM52 235V234H51ZM51 235H49L50 237H51ZM54 236H56L55 234H53ZM64 235H57V236H59L61 239H63V238H66V237H64ZM78 236L77 237H79L80 236V234H77ZM120 235V236H121ZM168 235V234H167ZM172 235V234H171ZM177 235V234H176ZM184 235H187L188 236V232H187V234H183V236H181V235H178L177 237H178V239H183V237H185ZM245 235V234H244ZM248 235V234H247ZM2 236H7V235H0V238H4V237H2ZM13 236H15V235H13ZM12 236V237H13ZM56 236V237H57ZM105 236V235H104ZM119 236V237H120ZM126 236V235H125ZM179 236H181L180 238H179ZM222 236V235H221ZM249 236V235H248ZM11 237V238H12ZM58 237V238H59ZM63 237V238H62ZM71 237V236H70ZM69 237V238H70ZM72 237H75V236H72ZM77 237L75 238V240L77 241L78 239H77ZM81 237H82V235H81ZM101 237V236H100ZM173 237V236H172ZM174 237H175V234H174ZM177 237H175V238H177ZM189 237V236H188ZM191 237H189V238H191ZM194 237H192L193 239H194ZM214 237V236H213ZM223 237V238H224ZM242 237H243V235H242ZM9 238H10V236H9ZM15 238H17L16 236H15ZM47 238H49V237H47ZM47 238H46V236H45V238L44 239H46L47 240ZM52 238V237H51ZM55 238V237H54ZM57 238V239H58ZM58 239L56 242H57V244H60V242H61V239ZM94 238V237H93ZM129 238V237H128ZM187 238V237H186ZM191 238V239H192ZM224 238V239H225ZM230 238V239H229ZM241 238V237H240ZM13 239V238H12ZM87 239H88V237H87ZM156 239H158V238H155V240ZM178 239H176L177 241H178ZM214 239V238H213ZM232 239V240H231ZM49 240V239H48ZM60 240V242H58ZM73 240V242L71 241V239H70V241H71V243H73L72 245L74 246L75 244H76V242L74 241V238L72 239ZM80 240V239H79ZM154 239H153V241H147V244H148V242L151 244V242L152 243H154V241H155ZM184 240H187V239H183V243H184ZM190 240V239H189ZM221 240V239H220ZM1 241V240H0ZM12 241V240H11ZM41 241V240H40ZM64 241V244H66L68 241H67V238H66V240H63ZM62 241V242H63ZM81 241V240H80ZM123 241V240H122ZM132 241H134V240H132ZM156 241H158V242H156ZM155 242L156 243H154L156 246H158L159 248L161 247H165V248H169L170 250H172L173 248H174V245H175V247L177 246L178 247V245H179V249L178 250H180V254H182L181 253V250H182V248H184V247H182V246H184V244L183 243H178V245H176L177 244V242L175 241V240H172V238H170V239H167V240H165L164 241V239L162 240V242L160 241V240H156ZM181 240H179L178 242H180ZM190 241H192V240H190ZM193 241V242H194ZM245 241V240H244ZM243 241V242H244ZM248 241V240H247ZM2 242H3V240L1 241V244H2ZM10 242V241H9ZM30 242V241H29ZM32 242V241H31ZM66 242V243H65ZM74 242H75V244H74ZM78 242V241H77ZM83 242V241H82ZM126 242V241H125ZM128 242H130V241H128ZM127 242V243H128ZM137 242V241H136ZM146 242V241H145ZM182 242V241H181ZM193 242H191V243H188L189 245L191 244V246H193L192 245V243ZM242 242V243H243ZM251 242V241H250ZM4 243V242H3ZM33 243V242H32ZM32 243L31 244H29V248H30V250L28 251L29 252V259H28V261L30 260V258L32 259V261L34 262L33 264H36L38 261H36V263H35V260L34 259H36V258H38L37 260H39L40 259V257H41V255H36L37 254V249H35V250H32L33 248H35L36 246H34V245H32ZM79 243H81V242H79ZM124 243V241L119 245L120 246V249H118V252H120V253H117V254H114V251H113V253H111L110 251V253L111 254H113V256L115 255L116 257H117V255L118 256H120V254L122 253L123 254V258L124 259H122L121 258V264H122V262H125V257L126 258H128V260H129V257H131V256H126L127 255V253L128 254H130V251H128V252H126V247H124L123 246V248H121L122 247V244ZM126 243V244H127ZM133 242H131V243H128L129 245H131ZM185 243H187V242H185ZM222 243V242H221ZM223 243H227V241H223ZM222 243V244H223ZM229 243V242H228ZM236 243V244H237ZM241 243V244H242ZM262 243V242H261ZM264 243V242H263ZM8 244H10V243H8ZM28 244V243H27ZM56 244V243H55ZM56 244V245H57ZM63 244V243H62ZM108 244L109 243H107V246H108ZM127 244V245H128ZM134 244V243H133ZM136 244V243H135ZM146 243H144V245H142V247H141V245L139 246V248L141 249H144L143 247L145 246V245H147ZM150 244H148L147 246H148V248L149 247H151L150 246ZM181 244H182V246H181ZM219 244H220V242H219ZM244 244V243H243ZM250 244V243H249ZM249 244L247 243L246 245H248V247H249ZM251 244H252V242H251ZM70 245V244H69ZM76 245H79L78 243L76 244ZM128 245V246H129ZM196 245V246H195ZM34 246V247H33ZM59 246V245H58ZM62 246H64V245H62ZM65 246H67L68 247V245H65ZM72 246V247H73ZM80 246V245H79ZM119 246L117 247V245H116V248H119ZM147 246H145V249H144V252H146V251H148V252H146V253H150V256H151V254L153 255V252H154V250H152L153 252H149V249H152V248H146ZM153 246V245H152ZM224 246V245H223ZM222 246V247H223ZM243 246H245V245H243ZM243 246H242V248H243ZM255 246V245H254ZM28 247V246H27ZM26 247V248H27ZM71 247V246H70ZM71 247V248H72ZM77 247V246H76ZM76 247L74 248V250L76 249ZM95 247V246H94ZM172 247V248H171ZM180 247H182L181 249H180ZM186 247H187V245H186ZM185 247V249H187ZM245 247H247V246H245ZM247 247V248H248ZM28 248V249H29ZM37 248V247H36ZM59 248H63V247H59ZM72 248V249H73ZM81 248H83V247H81L80 246V249ZM84 248H86V247H84ZM82 249V251L83 250H85V249ZM110 248V247H109ZM124 248H125V250H124ZM129 247H127V249H128ZM158 248V249H159ZM188 248H189V246H188ZM193 248V247H192ZM197 248V249H198ZM240 248V247H239ZM242 248H241V250H242ZM252 248V247H251ZM64 249H67V248H64ZM68 249H70L69 247H68ZM95 249V248H94ZM94 249H92L91 251H95ZM108 249V248H107ZM106 249V250H107ZM121 249H123V251H120ZM130 249V248H129ZM146 249H148V250H146ZM154 249V248H153ZM156 249V248H155ZM175 249V248H174ZM177 249V248H176ZM175 249V250H176ZM185 249H184V252H186L185 251ZM194 249V248H193ZM246 248H244L243 250L244 251H247V250H245ZM264 249V248H263ZM57 249H54V252L56 251ZM63 250V249H62ZM104 249L102 248V250H100V251H103ZM165 250V249H164ZM167 250V249H166ZM191 250V249H190ZM190 250H188V251H190ZM202 250V251H201ZM254 250V249H253ZM35 251V252H34ZM58 251V250H57ZM56 251V252H57ZM72 251V250H71ZM78 251V250H77ZM82 251H80V252H82ZM112 251V250H111ZM124 251H125V253H126V255H125V253H124ZM195 251V250H194ZM194 251L193 252H191L190 251V253H194ZM204 251V252H203ZM208 251V252H207ZM244 251H241L242 252V255H243V252ZM39 252V251H38ZM55 252V253H56ZM62 251H60V253H61ZM64 252V251H63ZM66 252V251H65ZM64 252V253H65ZM74 252V253H73ZM85 254H86V252L85 251H83ZM105 252V251H104ZM108 252V251H107ZM106 252V253H107ZM116 252H117V250H116ZM174 252V251H173ZM217 252V251H216ZM222 252H224V251H222ZM247 252H250L249 250L247 251ZM247 252H245V253H247ZM252 252V251H251ZM261 252V251H260ZM23 253H25V252H23ZM36 253V254H35ZM64 253H62V255L64 254ZM72 253H73V255L75 254V251H72ZM72 253H70L71 255H72ZM77 253V252H76ZM79 253V252H78ZM93 253H95V255L93 254ZM99 253V252H98ZM98 253H97V255H98ZM106 253H104V255H103V257H105V254ZM135 253V252H134ZM140 253V252H139ZM137 254V253H135L136 255H140V254ZM188 253V252H187ZM190 253H188V254H190ZM196 253V252H195ZM200 253V254H201ZM237 253H238V251H237ZM240 253V252H239ZM39 254V253H38ZM42 254V253H41ZM65 254H67V253H65ZM64 254V255H65ZM79 254H81V253H79ZM90 254V253H89ZM88 254V255H89ZM94 255V258H97V257H100V256H102V254L103 253H101V255H98L97 257H95L96 256V251L95 252H92L91 253V255ZM111 254H108L107 253V255H111ZM187 254V255H188ZM199 254V253H198ZM219 254V253H218ZM249 254V253H248ZM247 254V255H248ZM251 254V253H250ZM252 254H253V252H252ZM28 255H26V258H28L27 256ZM61 255V254H60ZM59 255V256H60ZM78 254H76L75 255V257L74 258H72L73 260H76L77 262H78V264L80 263L78 260H77V256ZM86 256V255H83L84 257L86 256L87 258H85L84 260V262H85V264H86V261H89V260H86V259H88V257L89 256ZM93 255L91 256V257H93ZM186 255V253H185V255L183 254V256L182 255H180L181 257V259L182 260H184V257L185 256H187ZM197 255V254H196ZM254 255V254H253ZM5 256V255H4ZM39 256V257H38ZM43 256V255H42ZM53 256L55 257V256H57V254L56 255H54L53 254ZM65 256H67V255H65ZM77 256V257H76ZM82 256V255H81ZM83 256H82V258H83ZM156 256V255H155ZM154 256V258H155V262H157V261H159L156 257ZM191 256V255H190ZM202 256V255H201ZM212 256L214 257V258H212ZM222 256V255H221ZM236 256V255H235ZM257 256V258L258 257H261L260 256V254L258 255H256ZM46 257V256H45ZM47 257H49V259H50V256L48 255ZM46 257V258H47ZM68 257H70V255L68 256ZM103 257H102V259H103ZM110 257V256H109ZM112 257V256H111ZM137 257V256H136ZM203 257V256H202ZM216 257H217V255H216ZM243 257H246V256H243ZM248 257V256H247ZM44 258V257H43ZM43 259L42 260V262L45 260L47 263H50L49 261L50 260H47V259ZM52 258V257H51ZM56 258H59V257H56ZM63 258H65V257H63ZM113 258V257H112ZM111 258V259H112ZM115 258V257H114ZM113 258V259H114ZM138 258V257H137ZM139 258L141 259V257L139 256ZM222 258H225V257H223L222 256ZM249 258H251L250 256H249ZM255 259H256V257H254ZM253 258V256H252V258L251 259H249L250 261L249 262H252L251 260H253L254 259ZM42 259V258H41ZM66 259V260H65ZM64 259V261H68L69 259L66 257ZM89 259H90V257H89ZM139 259V260H140ZM203 260H204V258H202ZM202 259H200V261H202ZM248 259V258H247ZM262 259V258H261ZM260 259V260H261ZM55 260L56 259H54L53 261L55 262ZM59 260H60V258H59ZM61 260H63V259H61ZM70 260H71V258H70ZM73 260H72V263H73ZM90 260H93V258L92 259H90ZM98 260H101L100 258L98 259ZM98 260H96V263H95V261H94V263L93 264H98L99 262H97ZM115 260V259H114ZM128 260H126V262L125 263H127L128 262ZM154 260V259H153ZM170 261L169 262H172V263H174L173 261H171L172 259L170 258L169 259ZM175 260V259H174ZM177 260V259H176ZM175 260V261H176ZM206 260V259H205ZM260 260L258 259V260H253V263L254 264H264V262H260ZM31 260H30V264H31V262H32ZM40 261V260H39ZM43 262V264H45L46 262ZM53 261L51 260V262L53 263ZM58 261V259L56 260V262L55 263H58L57 262ZM63 261V263H65ZM75 261V262H76ZM102 261V260H101ZM100 261V262H101ZM117 261V260H116ZM115 261V262H116ZM119 261V260H118ZM130 261H132V259L130 258V260H129V262ZM223 261H225V264H227V261L226 260H223ZM236 262L238 261V260H235ZM4 262V261H3ZM41 262V263H42ZM69 262V261H68ZM74 262V263H75ZM83 262V263H84ZM103 262V261H102ZM101 262V263H102ZM113 262V260H111V263ZM128 262V264H130ZM168 262V263H169ZM179 262H180V260H179ZM203 262V261H202ZM221 262V263H220ZM232 262H234V261H231V263ZM13 263V262H12ZM46 263V264H47ZM63 263H59V264H63ZM88 263V262H87ZM157 263H160V262H157ZM156 263V264H157ZM161 263H165V262H161ZM168 263H166V264H168ZM172 263H170V264H172ZM178 263V261L176 262V263H174V264H177ZM181 263H182V261H181ZM205 263H206V261H205ZM229 263H230V261H229ZM228 263V264H229ZM230 263V264H231ZM241 264L240 262H237L236 264ZM253 263H251V264H253ZM1 264V263H0ZM3 264V263H2ZM6 264H7V262H6ZM29 264V263H28ZM38 264V263H37ZM54 264V263H53ZM69 264V263H68ZM77 264V263H76ZM90 264V263H89ZM104 264V263H103ZM110 264V263H109ZM114 264V263H113ZM132 264V263H131ZM208 264V263H207ZM222 264H224V263H222ZM232 264H235V263H232ZM245 264H246V262H245Z\"/></svg>",
	"mask_w": 264,
	"mask_h": 264
},
{
	"label": "rangeland",
	"instance_id": "rangeland-1",
	"mask_svg": "<svg viewBox=\"0 0 264 264\" xmlns=\"http://www.w3.org/2000/svg\"><path fill=\"white\" fill-rule=\"evenodd\" d=\"M6 1H8V2H6ZM0 0V8L2 7V10H4V8H5V10H7V11H3L4 12V16L3 15H1V17H0V28H2V29H4V33L6 32V34H11V35H9L11 38H13V36L16 38H18V42L20 43V44H22V48H20V52H22L23 53V51H25L23 54H27L28 52H30V53H28L29 55H28V58H29V63H31V61H32V63L33 64H35L36 65V67H35V69H37V66H38V68H41V70L43 69V71H45V73H46V71H47V73H51V75H53V74H55V75H53V77L55 76L56 78L58 77V80H56V82H57V86H59L60 85V83H59V81H60V79H61V83H63V84H65V86H66V84L68 83V82H70V78H71V76H72V74H73V72H71V71H74V72H76L75 70L77 69V71H78V69H79V67H80V69H83L84 68V66L82 67V65H81V63H84V62H86V63H84V64H86V66H87V69H94L96 66V68L94 69V70H96V72H97V77L99 78V80H101L102 82H101V84H100V86L102 85V86H106V87H108V85L110 84L109 82H110V79L106 76V74H105V72H103V71H100V69L102 68L100 65H102V64H100L102 61H103V63L105 62V59H103L104 58V56H101L102 55V53H104V52H106V51H108L105 47H107L106 45L108 44V45H112L113 44V46H116L117 47V45H118V42L114 39V40H112V39H110V38H107L106 39V37L105 36H100V34H95V32L93 31L94 29H91L92 28V26H88V24H87V19H85V18H87V17H85L87 14H88V12H89V9H88V12L86 13V14H84V13H82V14H84L83 15V17L81 18V19H83L84 18V20H77L76 18H73L72 19V17L70 16V18H71V20H72V22H71V24L70 25H66V26H61V28L63 27V29L64 30H66V31H69V28L71 27V30L69 31V33H84V31H85V33L84 34H87V35H85V37L86 38H84V39H86L85 40V42H87V43H89V44H92L93 45V47H85V49H87V50H85L84 51V47L82 48V46L80 45V47L83 49H80V47L79 46H77V45H74L73 46V48H74V52H71L70 54H68L66 57L67 58H65V56H64V53L62 54L61 53V55H62V58H55L54 59V61L56 62V64H54V67H51V69L49 68V71L50 70H52V71H50V72H48V69H47V67L49 66L50 67V63L51 62H47V61H43L42 62V64H41V61L39 62L38 60H40L39 58L36 60V57H38V52L41 50V51H43V44L42 43H44V44H46V40L48 39V37L50 36V35H52L53 34V32H55L53 35H52V37L54 36V35H56L55 37H53L54 38V40H55V38L57 39V37H58V34L56 33V31H57V29L55 28V27H49L45 32H42V33H40V31H42V30H38L37 28H38V24H40V23H46V22H48L49 20H50V14H49V12H51V10H52V4L50 3V2H52L51 0L49 1V0H35V2H33L32 0H28V1H26V2H24L25 0H17V1H15V0ZM12 1H13V5H12ZM32 1V2H31ZM38 1V2H37ZM39 1L41 2V4L39 3ZM59 1H61V2H64L63 0H59ZM66 1V0H65ZM70 1V0H69ZM69 1H67L68 2V4H67V2L65 3L64 2V4H66L68 7H71L72 9H74L75 8V5L77 6H79L81 9L82 8H84V1L83 0H76V1H79L80 3H78V2H76V4L75 3H73V1L75 2V0H73V1H71L70 3H69ZM10 2H11V5H10ZM17 2H18V4H17ZM28 2V3H27ZM43 2V3H42ZM45 2V3H44ZM29 3H31V7H29L30 6V4ZM33 3V4H32ZM49 5V7H48V10H47V4ZM50 3V4H49ZM60 3V2H59ZM78 3V4H77ZM17 4V6L15 7V5ZM21 4V5H20ZM25 4V5H24ZM38 6H37V5ZM72 4V5H71ZM73 4H74V6H73ZM83 4V5H82ZM27 5H28V7H27ZM39 5H40V7H39ZM45 5V6H44ZM50 5H52L51 7H50ZM14 6V7H13ZM20 6V7H19ZM34 6H36L35 8H34ZM81 6H83V7H81ZM19 7V8H18ZM38 7V9L36 10V8ZM46 8V9H42V8ZM55 7H58V6H56L55 4H54V8ZM78 7V8H79ZM17 8V9H16ZM25 8V10H22V9H24ZM26 8L28 9V10H26ZM33 8V14H31L32 16L31 17H29L30 15H29V13L28 12H26V11H31V9ZM50 8V9H49ZM60 8V7H59ZM15 9H16V11H15ZM21 9V10H20ZM57 9V8H56ZM55 9V10H56ZM9 10V11H8ZM11 10H13V12L11 11ZM19 10H20V12H19ZM35 10V11H34ZM50 10V11H49ZM54 10V9H53ZM64 11H58V13H59V15H60V19L63 17L64 18V15H63V13L61 14V12H64V13H68L67 12V10L64 8L63 9ZM15 11V12H14ZM36 11H37V13H36ZM42 11V12H41ZM87 11V10H86ZM17 12V13H16ZM23 12V13H22ZM27 14H26V13ZM35 12V13H34ZM40 12H41V14H40ZM46 12H48V14L46 13ZM8 13V14H7ZM25 13V14H24ZM13 14V15H12ZM37 14V16H35ZM10 15V16H9ZM29 15V16H28ZM34 15V16H33ZM39 15H41L40 16V18L38 17ZM5 16H9V18H7V20H5L6 18H5ZM27 16V17H26ZM67 16H68V14H67ZM67 16L65 15V17L67 18ZM33 17V18H32ZM93 17V18H92ZM3 18H5L4 19V21H3ZM26 18V19H25ZM28 18H30V19H28ZM43 18V19H42ZM69 18V19H70ZM92 18V19H91ZM241 18V19H240ZM244 18V19H243ZM9 19V20H8ZM38 19V20H37ZM40 19V20H39ZM75 19V20H74ZM93 19H94V21H96V18H95V16L94 15H92L91 17H90V20L93 22V23H95L94 21H93ZM210 19H215V17H210ZM245 19H249L248 17H246V16H240V17H237L236 19H234V20H236V21H232L234 24H232V22H229V24H228V22H226L225 24L227 25V28H228V31H229V34H230V36H232L233 38H232V43L231 42H227L226 44L230 47H227V49H226V47H223V46H225V45H222L221 47H219L220 49L223 47L224 48V50L225 51H223V49H219L218 47H217V45L215 44V41H213V42H209L208 44H207V46H203V45H201V43H197V42H194V41H192V40H190V48H186V47H182V49H179V51L181 50V52L180 53H182V55H184V49L183 48H185L186 49V53H187V55L185 54V56L186 57H190L191 59H192V61H194V59L196 58L197 60H195L193 63L195 64V62H199L198 64H197V66L196 65H194V66H196L198 69H201L199 72L201 73V74H204V76H206V74H209L210 73V71H211V75H210V78L211 77H215V78H217L218 77V80H220V78L222 79L221 81H222V83H221V81H219L218 82V80H213V82L215 83V85H213V88L216 86V84H217V86L214 88L215 90H217L218 92H219V94H218V92L217 91H212L213 90V88L212 89H210V90H208V94H209V92L212 94H209V95H211V97H216V99H215V101H216V103L214 104V99L213 98H211L212 100H213V106L214 105H218V107L219 108H221V107H224V110H225V112H223V109L221 108V110H222V114L225 116H223V115H221V113H215V115L217 114L218 116L216 117L217 119H215V117H214V112L212 111L213 110V108H212V110L210 109V111L212 112V115H210V113H209V115L208 114H206V111L207 110H204L203 111V114H205V116H202V117H204V118H202L201 119V117H199V120H197L196 121V123L195 122H190L188 119V115H186L187 114V112L185 113V111H184V113H185V115L186 116H184V113H182L181 115H179V114H177L174 110L172 111L171 110V112H169L168 111V113H167V111H162V112H166V113H161V119L160 118H154V119H152L151 118V120L150 119H148L149 121H147V123H148V126H150V127H152V129L150 130L149 129V127H148V131L150 130V132H148L147 131V135L146 136H148V138L149 137H151V139H152V137L154 138V142H155V140H160L159 142H157V143H162L163 144V147H161L162 145H154V146H156L155 148H157V146H160L158 149H156V152L158 151V150H163V152H165V153H163L162 155L163 156H161L160 158H158V157H156L155 159L156 160H154L151 164H149V165H151V166H149V165H146L144 168H142V171H139V172H137V175H136V172L134 173L135 174V176L133 175H130L129 177L128 176H124L122 173V171H120V170H116L117 168H114V170H111V171H108V173L110 174H108L107 175V173L105 174V175H107L108 177H106L105 175H103V173L104 172H107V171H104L103 173H102V175L101 176H99V175H97L96 177V182H94L95 184H99L100 182V184H99V186H100V188L102 189V187L104 186V185H101V184H104V183H112V182H114V181H112V179L113 180H115V179H118L117 180V182H118V184H117V182H114V183H112V184H117V185H119L118 187H117V189L119 188V190L120 191H123V192H120L119 190H118V195H120V196H118V197H120L119 198V202H121V200H122V203H123V199L125 200V201H127V204H126V202L124 201V203L126 204V210L124 209V205H122V204H120L118 201H114V196H112L111 198H110V195L111 194H113L114 193V191H112V189L114 188L113 186L114 185H112V187L113 188H111V185L109 186V184H105L106 185V189H105V186L103 187L104 188V190L102 189V191H101V189L100 188H96V187H99V186H96L95 184H92V185H94L93 187L94 188H91L90 186H89V188H88V186H86L85 187V181L88 179H85L84 180V182H83V185H81L82 183H80V182H77L76 180L77 179H75V177L74 176H72V174L71 173H68L67 172V179H69V180H67V182L68 183H66V182H64L63 183V181L61 180V178L60 177H57V175H55V174H57V171L56 172H54V169H56L55 167H54V169H52V170H49V172H50V176L48 175V173L49 172H45V174L43 175L42 174V176H40L39 175V177H41L40 179H38V181H41L42 180V178H43V180L41 181L42 183L44 182V181H46V182H44L43 183V186H42V189H44V190H47L49 193H50V191H52L51 192V194H55V195H59L58 197L61 199L62 198V196L63 195H65V193H66V195H68L69 193L71 194H69L70 196H72L73 197V195H75V196H78V198H76L75 196H74V198H73V200L76 198L77 200H78V204L77 203H74L73 204V202H72V207L74 206L75 207V204H76V207L74 208V210L73 211H77L78 210V212H80V211H85V210H89V209H93V207L95 208H99L100 206V204H99V202H101L102 201V208L104 207V210H111V208H113V211H114V208H116V209H118V207L119 208H121V207H123L122 209L123 210H125V211H123L122 209H121V211H120V209H118L119 211V214H120V212H122L121 214H123V215H120V216H122L120 219V224H121V227H123V228H121L120 227V230H121V232L123 231H125L126 233H124L125 235H118L119 233H118V231L120 232V230H118L117 229V227H119V225L120 224H116L115 223V220L113 219V218H110V217H113L114 215L112 214L111 215V213H117L118 214V212H117V210H115L114 212L113 211H111V213H108V214H100V217L99 218H101V215H102V217L104 218V219H102V220H104V222L106 223L105 225H104V228H103V226L99 229V226H100V223L99 222H93V221H95L96 220V218L95 219H92L91 220V218L88 216L87 218L89 219L90 218V220H91V222H93V223H95V225L98 227H96L95 225L94 226H89V225H92L93 223H90L89 221H86V215L85 214H82V217H83V215H85L83 218H82V220L79 218L78 220H79V222L80 223H82L83 222V220H85L86 222L84 223L83 222V226H84V224H87V226L85 225L84 227L81 225V224H79L78 223V221L75 223V224H79V225H81L83 228H86V227H88V231H86V229H84L85 230V232H88L87 234H89L91 231L90 230H93L92 232H95V234L94 233H92V235H91V233H90V235H91V237H89V236H86L87 234H84V230H83V232H82V227L81 226H79L78 224L77 225H72V228L70 227L71 225H69V224H66L67 226V228H63L62 227V225H60L58 222H60V220L58 221V222H56L57 221V217L56 218H54V219H52V217H49V218H47V215L45 214V213H47V211L51 208V210L52 209H54V211H57L58 212V210H57V208L58 209H61V210H59L60 212H62L64 209V211H66L67 209H69L70 211L72 210L71 209V206L70 207H63V206H59V207H57V206H55V205H53V204H49L48 203V205H47V203L44 201L43 202V208H41L39 205L40 204H38L40 201H43L44 199L43 198H39V197H37L36 199H37V201H38V199H41V200H39L38 202H37V204L35 205V207L36 208H38V206L40 207L39 208V210H35V208H34V210L33 211H31L32 210V208L34 207V205L32 204V206H28V204L30 205V203H31V198H32V194L31 193H29L30 192V190H28V191H24L25 190V183L24 182H20V181H18L19 183H18V185H22L21 187H19L20 188V191L22 192V193H24V195H23V197H25V199H26V197H27V199H29V201L27 200H25L26 202H25V204H24V207L22 206V205H20V204H18L17 206H16V208H18V207H20L21 208V206H22V208L20 209H18L19 211H20V213H22L21 215L26 219V221L27 222H25L24 223V225H22L20 228H19V233L17 232V234L15 233V234H13V235H15L17 238H15V236H13L12 235V233L11 234H9L8 233V229H6V230H2L3 231V233H2V231H1V229H4V226H3V224H2V226L3 227H1L0 226V235H7V236H2V237H4V238H0V240L2 241L3 240V242H2V244H1V241H0V263L2 264H6V262H7V264H30V260L32 261V259L30 258V260L28 261V259H29V250H30V248H29V244H31L32 242V245H34V246H36L35 248H33L32 250H35V249H37V254L36 255H41V257H40V261L39 260H37L38 258H36V259H34L35 260V263H36V261H38L37 263L38 264H43V262L45 261H43L42 262V260L43 259H45L48 255L50 256V259H49V257H47L46 259L47 260H50L49 262L50 263H47L46 261V263L47 264H59V263H63V261H64V259L67 257L69 260V262L68 261H64L65 263H63V264H78V262L76 261V260H73L72 258H74L75 257V255L76 254H78L76 257H77V260L80 262L79 264H85V258H87L86 256L88 255L89 257H90V259H92L93 258V260H90L89 259V257H88V259H86V260H89V261H86V264H93L94 263V261H95V263H96V260H98L99 258L103 261H101V260H98L97 262H99L98 264H121L120 262H121V258L122 259H124L123 258V254L121 253L120 254V256H118L117 255V257L114 255L113 256V254H111V253H113V251H114V254H117V253H120V252H118V249H120V244L124 241V243L122 244V247L121 248H123V246L124 247H126V252H128V251H130V254H128L127 253V255H126V253H125V251H124V253H125V255L126 256H131V257H129V260H130V258L132 259V261H130L129 262V260H128V258H126L125 257V262H126V260H128V262L131 264H156L157 262H160V263H157V264H166V263H168L170 260V258L172 259L171 261H173L174 263H176L177 261H178V263L177 264H211V263H213L212 261H211V259L209 258V255L208 254H204V253H201V252H199L200 250H199V246L197 245H195L197 248L195 249V247H194V243H195V241L194 240H196V238L197 239H199L200 240V238L202 237H200V235H207V229H209V228H212L211 230L213 231H211V230H208L209 232L211 231V234H212V242H213V240H214V242H213V244L211 243V245H210V252H211V254L213 253L214 255H215V253H216V255H217V257H216V255L214 256L213 254V256L215 257H213L212 256V258H214V259H219V257L222 259L221 261H222V263H224L225 264V261H223V260H226L227 261V264L229 263V261H230V263H231V261H234V262H232V263H237V262H240L241 264H245V262H246V264H251V263H253V260H260L261 258V260H260V262H264V162H262V161H264V135L262 134V132H264V130H262L263 128H264V126H262L261 125V123L262 124H264V110H259L258 111V109H261V108H263L264 109V65H263V63H264V61H262V60H264V59H260V58H262L263 56H264V39L262 40V38H261V36L264 38V27H261V26H264L263 25V19H259V21H258V24H255L254 26H253V23L251 22V23H249L248 24V22H249V20L247 21V20H245ZM32 20V21H31ZM37 22H39V21H42V22H39V23H37ZM85 20H86V22H85ZM238 20V21H237ZM243 20V21H242ZM261 20V21H260ZM28 21V22H27ZM36 22V24L34 25V23ZM212 21V20H211ZM3 22H4V25H3ZM236 22H238V23H236ZM28 23H30V24H28ZM32 23H33V27L35 26V29H37V30H35V29H33V27H32ZM212 23L213 24H218L219 25V27H217V30H218V36L220 37V35L219 34H221L222 35V33H223V29H222V27L224 28L225 26H223V24H224V22H219L218 23V21H212ZM223 23V24H222ZM243 23H244V26H245V33H244V29H243ZM17 24V25H16ZM23 26L22 28H20L21 27V25ZM215 24V25H216ZM237 24H238V28H237ZM241 26H240V25ZM245 24H247V25H245ZM250 24H251V26H250ZM260 24H262V25H260ZM20 25V26H19ZM30 25H31V27H30ZM218 25H216V26H218ZM230 27H229V26ZM259 25V26H258ZM15 26V27H14ZM80 26V27H79ZM88 26V27H87ZM251 28H250V27ZM253 26V27H252ZM21 29L20 31H19V28ZM32 29H30V28ZM37 27V28H36ZM240 27H241V29H240ZM255 27V28H254ZM51 28V29H50ZM54 28L56 29L55 31H53L54 30ZM72 28H73V30H72ZM96 28V27H95ZM233 29V31H232V29ZM257 28H259V29H257ZM260 28H262V29H260ZM50 29V30H49ZM219 29H221V30H219ZM235 29H238V31H237V33H235L236 32V30ZM240 29V30H239ZM257 29V30H256ZM52 30V31H51ZM91 30H92V32H91ZM241 30H243V32L241 31ZM249 30V31H248ZM32 31H36L35 33L34 32H32ZM72 31V32H71ZM78 31V32H77ZM221 31H222V33H221ZM247 31V32H246ZM252 31V33H251V35H250V32ZM255 31H257V32H255ZM24 32V33H23ZM37 32H38V34H37ZM49 32V33H48ZM50 32H51V34H50ZM233 32H234V34L235 35H237V36H235L234 34H233ZM244 34V37H245V34L247 35L245 38L244 37H242L243 36V34ZM249 32V33H248ZM253 32H255V33H253ZM45 33V34H44ZM172 33H174V32H172ZM239 33V34H238ZM44 34V35H43ZM49 34V35H48ZM91 34V35H90ZM168 33H163V35L161 36V43H160V46H159V48H152V49H150L151 51H149V52H146V51H141V52H139L138 54H136V58L134 59V62L133 63H135V64H133V66H130V65H126L125 67L126 68H128V69H132V68H134L135 69V72H136V74H138V75H140V76H138L139 77V79L141 80V82H144L143 81V79L145 78V73L147 72V69L145 68L146 67V65H149V64H151V65H149L150 67H151V69L153 68V67H155V65L156 64H158L159 62H158V60H155L154 62H153V60H150L154 55H155V53L154 52H156L157 50H158V52L159 51H163L165 48H166V46H167V38H168V35H167ZM240 34H242L241 36H240ZM255 34H257L256 36L258 37L259 36V34H261L257 39H254L256 36H254ZM36 35H37V38H36ZM40 35V36H39ZM94 35V36H93ZM239 35V36H238ZM45 36V37H44ZM46 36H47V39L46 40H43V39H45L46 38ZM90 36V37H89ZM215 34H213V40L215 39ZM235 36V37H234ZM250 36H251V39H250ZM253 36V37H252ZM29 37V38H28ZM43 37V38H42ZM52 37L50 36L49 37V39L48 40H50L51 39V41L53 40L52 39ZM167 37V38H166ZM241 37L243 38V40L241 39ZM35 38V41H33V39ZM42 38V39H41ZM62 38V37H61ZM105 38V39H104ZM238 38H240L239 40H238ZM40 39V40H39ZM58 39H60L59 37H58ZM234 39H235V41H234ZM20 40V41H19ZM24 40V41H23ZM29 40V41H28ZM42 40V41H41ZM64 41H65V43L67 42L65 39H63ZM166 41V43H164L165 41ZM240 42V40L242 41V44H240V46H239V44H238V46L236 45L237 43H239L238 41ZM248 41L249 42V44L247 45V43H246V45H245V42L244 41ZM251 40H253V41H255V42H253V41H251ZM31 41H33L32 43H31ZM111 41V42H110ZM164 41V42H163ZM246 41V42H247ZM41 44H40V43ZM117 42V43H116ZM192 42H194V43H192ZM244 42V43H243ZM253 42V43H252ZM31 43V44H30ZM33 43H37V47H35L34 45H33ZM39 43V44H38ZM105 43V44H104ZM196 43H197V45H196ZM236 43V44H235ZM241 43V42H240ZM256 43V44H255ZM30 44V45H29ZM66 44H68V43H66ZM194 44V45H193ZM246 46H244V45ZM261 45V48H260V45ZM32 45H33V47L34 48H36V49H38V51L36 50V49H33V47H32ZM98 45V46H97ZM164 45H166L165 47H163ZM191 45H192V48H191ZM209 45V46H208ZM241 45L244 47V49H242L241 48ZM263 45V46H262ZM24 46V47H23ZM41 46V47H40ZM53 46V45H52ZM67 46H69V45H66V47ZM76 46L78 47V49L76 48ZM97 46V47H96ZM248 46H250V47H248ZM254 46V47H253ZM256 46H258L257 48L259 49H257L256 48ZM39 47L41 48L40 50H39ZM95 47V48H94ZM234 48V50H232L233 48ZM241 49H240V48ZM2 48V49H1ZM28 48H30V50H28ZM32 48V49H31ZM68 48V47H67ZM94 48V49H93ZM97 48V49H96ZM164 48V49H163ZM195 48V49H194ZM211 48H212V50H211ZM228 48H229V50H228ZM240 50H239V49ZM249 50H248V49ZM96 49V50H95ZM101 50V49H103V51H104V49H105V51L103 52H101V51H98V50ZM191 49H193V50H195V51H191ZM238 49V50H237ZM262 49H263V52H262ZM0 50H4L5 51V47H4V42L3 41H1L0 40ZM28 50V51H27ZM32 50H33V52H32ZM37 52H36V51ZM70 50V49H69ZM75 50H77V51H75ZM81 50V51H80ZM156 50V51H155ZM189 50V53L187 52ZM205 50V51H204ZM210 50L212 51V53H213V51H214V53H218L217 55L219 56L220 54L222 55H220L218 58L220 59V60H218V61H214L213 59H207V57L210 55L209 53H211L210 52ZM217 50V51H216ZM229 51V52H227V51ZM230 50H232L231 51V53H230ZM236 50H237V53H235L236 52ZM246 50V51H245ZM257 50V51H256ZM4 51H3V53H4ZM66 51H68V49L66 50ZM93 51V52H92ZM154 51V52H153ZM196 51H198V52H196ZM206 52L205 54H204V52ZM239 51H242V52H239ZM245 51V52H244ZM261 51V52H260ZM34 52H36V54L34 53ZM77 54H76V53ZM78 52H79V54H78ZM88 52V53H87ZM191 52H194V53H192L191 54ZM233 52V53H232ZM241 53V56L243 55V57H241L240 56V54L239 53ZM243 52H244V54H243ZM250 52H252V53H250ZM32 53V55L34 54V56L35 57H33L32 55H30ZM95 53V54H94ZM107 53H109V51L107 52ZM220 53V54H219ZM228 53V54H227ZM237 54V55H235V54ZM249 54V56L250 57H247L248 56V54ZM262 53V54H261ZM101 54V55H100ZM104 54H106V53H104ZM190 54L193 56V57H191L190 56ZM207 54H209L208 56H207ZM262 55L261 57L259 56V55ZM60 55V56H61ZM97 55V56H96ZM109 55V54H108ZM233 55H235V56H233ZM240 56V58H239V56ZM244 55H247V56H245V57H247V58H244ZM32 57V59H30L31 57ZM64 56V57H63ZM76 56H77V58H79L80 60L78 61V59L76 58ZM106 56H107V54H106ZM225 56V62L223 61V59H221L222 57H224ZM227 56H229V57H227ZM231 56H233V57H231ZM237 56V57H236ZM254 56V57H253ZM256 56V57H255ZM69 57V58H68ZM103 57V58H102ZM195 57V58H194ZM235 57V58H234ZM253 57V58H252ZM258 57H260L259 59L261 60V64L257 61V60H259V59H257ZM65 58V59H64ZM71 58V59H70ZM103 60H102V59ZM189 58V59H190ZM232 60H230V59ZM236 58H239L240 60H241V62L238 64L239 66H237V64H236V66L234 65L236 62H239L240 60L238 59V61H237V59ZM252 58V59H251ZM34 59V60H33ZM61 59L63 60V61H61ZM141 59V60H140ZM200 59V60H199ZM205 59V60H204ZM228 59V60H227ZM236 60V62L234 61V60ZM245 59V61H243ZM251 61V63H248V61L249 60ZM257 59V60H256ZM5 60H7L8 62H9V65H8V62L7 61H5ZM13 57L12 58H10V57H4L3 58V61L5 62V63H3V62H1V64L3 65H0V73H1V75H0V83H2V84H0V85H5L6 86V84L7 83H9L11 80H13V81H11L10 83H14L13 85H15L16 83L18 84V82H16V81H19V84H21V83H23V84H21V85H26V86H32L33 85V82L32 81H30L29 80V78H25V77H23V76H20V74H19V72H17L16 71V69H14V65L12 64L13 63ZM57 60V61H56ZM64 60L66 61V64H65V62H64ZM67 60H68V62H67ZM71 62H70V61ZM73 60H74V62H73ZM75 60L77 61V62H79V64H77V62H75ZM101 60V61H100ZM160 60V59H159ZM212 60V61H211ZM232 62H230V61ZM254 60V61H253ZM256 60V61H255ZM259 60V61H260ZM37 61V62H36ZM84 61V62H83ZM98 61H100V63H98ZM202 61H204L203 63L205 64V65H210L209 66V69H210V71H208V72H205V71H207L204 67H205V65L203 64V66H199V65H202V63H200V62H202ZM208 61V62H207ZM222 61V62H221ZM229 63H228V62ZM6 62H7V65H6ZM12 62V63H11ZM38 62H39V64H38ZM44 62H47V63H49L48 65H47V63H44ZM64 62V63H63ZM81 62V63H80ZM93 62V63H92ZM208 64H207V63ZM210 62L212 63V62H214V64L212 63V64H210ZM235 62V63H234ZM242 62H244V63H242ZM255 62H257V63H255ZM263 62V63H262ZM43 63H44V65H43ZM54 62H52V64H53ZM73 63H75L76 65H74ZM153 63H155V65L153 64ZM223 63V64H222ZM242 63V64H241ZM33 64H32V68H34V66H33ZM47 65V67H46V70H45V66ZM72 64V65H71ZM96 64H98V65H96ZM216 64L217 65H219V66H221V67H219V70H218V74H213L212 75V72H213V70H215V69H217L218 67L216 66ZM247 66V69H246V67L244 66ZM249 64H251V65H249ZM253 64H255V65H253ZM11 65V70H9L8 71V69L7 68H9V66ZM57 67H56V66ZM89 65V66H88ZM123 65V64H122ZM211 65H213L212 67H213V69L211 68ZM225 65V66H224ZM235 67H234V66ZM242 65H243V67H242ZM253 65V66H252ZM259 65L262 67V69H261V67H259ZM2 66V67H1ZM7 67L4 71H3V68H5V67ZM52 66V65H51ZM71 66V67H70ZM93 66V67H92ZM98 66H100V67H98ZM148 66V67H149ZM214 66H216L217 68H214ZM231 66V67H230ZM233 66V67H232ZM257 66L262 70H259V69H257ZM13 67V68H12ZM76 67V68H75ZM78 67V68H77ZM194 68V71H195V69H197V68ZM237 67V68H236ZM242 67V68H241ZM245 67V69H244V71H248V68H249V71L248 72H250L251 74H254V75H256V76H260L261 74H262V76H260V81H258V82H256L255 80H253V78H252V76L251 77H248V76H250V75H247L244 71H243V68ZM251 67V68H250ZM253 67H254V69H253ZM9 68V69H10ZM236 68V70H234ZM239 68V69H238ZM14 69V70H13ZM59 69V70H58ZM71 69V70H70ZM119 69H120V67L117 69L118 71H119ZM145 69H146V71H145ZM208 69V70H209ZM212 69V70H211ZM223 69V70H222ZM234 71H233V70ZM240 70V69H242V70H240V71H238V70ZM250 69H251V71H250ZM7 70V71H6ZM40 70V69H39ZM41 70H40V73H42L43 75V77H44V72L42 71L41 72ZM98 70V71H97ZM204 70V71H203ZM224 71L225 70V72L226 73H224V72H222V71ZM255 71V72H253V71ZM64 71V72H63ZM145 71V72H144ZM197 71V70H196ZM219 71L223 74H226V76L224 75V77L221 75V73H219ZM260 71V72H259ZM6 72V73H5ZM39 72V71H38ZM94 72V71H93ZM198 72V71H197ZM203 72V73H202ZM227 72L230 74V76H231V81H229L228 80V78H230V76H228L227 75ZM239 72V73H238ZM259 72V73H258ZM262 72V73H261ZM2 73H3V75H2ZM46 73V74H47ZM53 73V74H52ZM63 73V74H62ZM142 73H144V74H142ZM206 73V74H205ZM258 73V74H257ZM49 74H47L48 76H49ZM59 76H58V75ZM70 74V75H69ZM198 74V73H197ZM47 75H45V76H47ZM69 75V76H68ZM143 75V76H142ZM217 75H221L220 77L219 76H217ZM68 76V77H67ZM203 76V75H202ZM201 76V77H202ZM208 77H209V75H207ZM227 76H228V78H227ZM233 76V77H232ZM247 78H246V77ZM10 77V78H9ZM50 77V79L48 80V81H55V79L53 78V79H51V76H49ZM63 77V78H62ZM70 77V78H69ZM200 77V79H201V81H205V80H207V78H205V77H202L201 78ZM225 77H226V79H227V82L229 81V84L228 83H226L225 84ZM60 78V79H59ZM162 78H164V77H162ZM224 78V79H223ZM232 78H234V81L236 82V84L234 83V81H233V79ZM3 79H4V81H3ZM5 79H9L8 81L9 82H6L5 81ZM69 79V80H68ZM205 79V80H204ZM263 79V80H262ZM165 80V81H164ZM211 80H212V78H211ZM248 80V81H247ZM15 81V82H14ZM51 81V82H52ZM6 82V83H5ZM67 82V83H66ZM166 79L164 78L163 80H162V83L164 84V85H166ZM213 82H212V84H213ZM261 82H262V84H261ZM4 83V84H3ZM48 83L50 84V82H47V84H45V86H48ZM233 83V84H232ZM238 83V84H237ZM246 83V84H245ZM256 83H258L259 85H257ZM59 84V85H58ZM62 84V85H63ZM222 84V85H221ZM255 84H256V86H255ZM12 85V84H11ZM10 84L8 85L7 84V86H11ZM12 85V86H13ZM61 85V86H62ZM182 85H184V86H174V87H176V88H178V91H176V92H178L177 94L178 95H181L182 94V96H179V98L177 97L178 95L176 94V95H174L173 94V96H174V98H177V99H180L181 97H183V96H185V94L186 95H188L187 94V92L189 91V90H187L188 88H190V86H188L187 85V82L184 84V83H182ZM224 85V86H223ZM233 85H235V86H233ZM64 86V85H63ZM68 86H69V83H68ZM101 86V87H102ZM109 86H111V84L109 85ZM185 86H187L188 88H185ZM202 86V82H201V84H200V87ZM212 86V85H211ZM228 86V87H227ZM138 87V86H137ZM143 87H145V86H143ZM148 86H146V89H148L147 88ZM158 87V86H157ZM182 87V88H181ZM220 87H222V88H220ZM226 87V88H225ZM242 87H243V89H242ZM248 87H249V89H248ZM139 88V87H138ZM158 88H160V90H161V92L162 93H166L167 91L164 89V88H166L167 89V86H164V90L161 88V86H159ZM184 88L186 89V90H184ZM238 88V89H237ZM182 89H183V91H184V93H182L183 91H182ZM221 89V90H220ZM226 89H228L227 91H226ZM230 89H232V90H234V91H232V92H230L229 93V91H230ZM238 91H237V90ZM180 90H181V92H180ZM222 90H224L225 91V93L227 94H224V91H222ZM242 90H243V92H242ZM248 90V91H247ZM250 90V91H249ZM186 91V92H185ZM244 91H246V92H248V95H247V93H246V95H245V93H244ZM255 91V92H254ZM214 94H213V93ZM222 92V93H221ZM241 92H242V94H241ZM253 92V93H252ZM180 93V94H179ZM217 93V94H216ZM231 93H233L234 95L232 96V94ZM237 93V94H236ZM244 93V94H243ZM250 93V94H249ZM222 95V94H224L222 97L221 96H219V95ZM231 94V95H230ZM235 94H236V96H235ZM239 94H241V96L239 95ZM252 94H253V97H252ZM216 95V96H215ZM218 95V96H217ZM239 95V96H238ZM244 96V97H243ZM220 99H223V100H219L218 98ZM224 97H225V99H224ZM239 97V98H238ZM242 97H243V99H242ZM227 98V99H226ZM229 98H234V99H229ZM245 98V99H244ZM249 98H251V100H252V102H251V100H249ZM217 99L219 100V101H217ZM242 99V100H241ZM247 99V100H246ZM141 100H142V96H141V94H139V93H137V94H128V96L127 97H125V98H122V99H120L119 100V102L118 103H116V102H111V103H109L108 105H107V107L109 108V110H108V112H106L107 114H104V115H102V116H104V117H102V119L103 120H105V121H109V120H111L112 119V121H116L117 122V120L118 119H120V118H124L125 117V115L127 114V116L128 115H132L133 114V111H135L136 109H138V108H140V107H142L143 106V103L141 102ZM230 100V101H229ZM34 101V100H33ZM33 101H31L32 103H34ZM222 101V102H221ZM228 101V102H227ZM234 103H233V102ZM248 103H247V102ZM23 102H26V103H28V100L26 101V100H23ZM36 102V101H35ZM88 102H89V106H87V109H86V111L84 110V112H83V114H82V117H83V121L84 122H86V124H88L87 126H90V124H91V119L93 118V115H94V117L96 118V120H97V116H98V119H100L101 117H99V113H97V112H91L90 110H91V108L92 107H94L93 105H92V103L94 104L95 102H93L92 101V98L91 97H88ZM219 102V103H218ZM239 102V103H238ZM241 103H245V105H247V106H243V104H241ZM220 104V105H219ZM223 104V105H222ZM225 104V105H224ZM236 104H238V106L239 105H241V107L239 108ZM249 104V105H248ZM92 105V106H91ZM96 105L97 106H95V108L97 109L96 111H100V109L102 108V105H103V103H96ZM232 106V107H231ZM236 106V107H235ZM227 107H229V108H227ZM248 107V108H247ZM239 108V109H238ZM71 109H72V104L70 103V106L68 107V113L65 115V116H63V119L64 118H66V117H70V115H71ZM241 109V110H240ZM243 109H244V111H243ZM167 110H170L169 108H167ZM227 110V111H226ZM235 110V111H234ZM255 110H256V112H255ZM16 114H18V116L20 115L21 117H22V115H21V113H20V111H18V110H16V109H14L13 110ZM237 111V112H236ZM239 111H241V113L239 112ZM261 111V112H260ZM92 114H91V113ZM173 112H174V114H175V116L177 115V117L176 118H180V122H181V120H183L182 122H185V128H184V124L183 123H181V125H179L180 123L178 122L179 121V119H177L176 120V118H174V114H173ZM209 112V111H208ZM228 112V113H227ZM243 112V113H242ZM263 112V113H262ZM94 113V114H93ZM97 113V114H96ZM108 113H109V115H108ZM226 113V114H225ZM237 115H236V114ZM240 115H239V114ZM255 113V114H254ZM229 114V115H228ZM234 114L236 115V116H234ZM91 115V116H90ZM95 115H97V116H95ZM122 115V116H121ZM179 115V116H178ZM202 115V114H201ZM221 115V117H219ZM228 115V116H227ZM256 115V116H255ZM257 115H258V117H257ZM263 116V119H261L262 118V116ZM0 116H2V119L3 118H6V117H8V116H6V113L0 108ZM20 116H19V118H20ZM208 116V117H207ZM260 116V117H259ZM163 117H164V119H163ZM173 117V118H172ZM185 117V118H184ZM206 117L208 118V119H206ZM212 117H214L213 119H212ZM223 117H224V119H223ZM235 117H237V118H235ZM255 117H257V118H255ZM68 118H66V119H68ZM165 118L167 119V121H171L172 119V121H177L179 124H177L178 125V130H177V128H170V130H169V128H168V123H167V121H165ZM185 120H184V119ZM218 118H219V120L220 119H223L224 121H222V120H220V121H218ZM259 118V119H258ZM7 119H9V118H7ZM101 119V120H102ZM163 119V120H162ZM169 119V120H168ZM171 119V120H170ZM209 119H210V121H209ZM211 119H212V121H211ZM255 119H258L259 120V123H260V125H258V124H256L257 122H258V120H255ZM187 120L189 121V122H187ZM200 120H202V121H200ZM205 120V121H204ZM217 120V121H216ZM261 120V121H260ZM15 121H17V120H15ZM119 121V120H118ZM198 121L200 122V123H198ZM90 122V123H89ZM165 122H166V124H165ZM191 123V126H193L194 127V125L196 126V128H197V130H195L196 128L194 127V129H193V127H189L188 129L186 128V127H188L189 125L187 124V123ZM222 122H224V123H222V125H221V123ZM13 123H15V122H13ZM12 123V124H13ZM193 123H194V125H193ZM197 123H198V126L199 127H197ZM219 123V124H218ZM253 123H255L257 126H259V128H255V127H257V126H254V128L257 130V131H255V129L252 127L254 124ZM176 125V126H177ZM203 125V126H202ZM219 125V126H218ZM176 126H169V127H176ZM180 126L182 127V128H184L186 131H184V129H182V128H180ZM224 126H226V128L224 127ZM227 126H229V127H227ZM261 126L263 127V128H261ZM43 126H41V127H39V128H37V129H35V131L33 132L34 133V136H33V138L35 137L36 138V136H39V135H41L42 133H43V131L42 130H44V127L42 128ZM201 127H203V128H201ZM213 127V128H212ZM221 127V128H220ZM92 130L94 129V132L95 133H92L93 131H91L90 133H88L87 134V132L85 131V132H82V131H80V132H77V134L75 135V138H76V142H86L85 140H87V145H88V147H91V148H96V149H99V150H102L103 148V151H105V152H107V150H108V140H107V138H110L107 134H104L102 131H100V133H99V131H97L98 130V128H99V126H97L95 123H93V124H91V127H90ZM211 128V129H210ZM261 128V129H260ZM173 129V131H171ZM175 129V130H174ZM184 131H182V130ZM189 129H192L191 131H188ZM199 129V130H198ZM214 129H216V130H214ZM218 129V130H217ZM220 129V130H219ZM228 129H230V130H228ZM254 129V130H253ZM168 130L170 131V132H168ZM183 132V134L184 135H186V136H182L183 134L181 133V131ZM203 130H205L204 132H203ZM210 130H211V132H210ZM212 130L214 131V132H212ZM258 130H259V132H258ZM261 130V131H260ZM98 133H97V132ZM179 132V135L178 136H176L177 134H178V132L176 133V135L174 134L175 132ZM190 132L191 134H189L188 132ZM197 131H199V132H197ZM200 131H202V134H201V132ZM217 131V132H216ZM251 131H253V133L251 132ZM42 132V133H41ZM167 132V133H166ZM173 132V133H172ZM196 132H197V134H196ZM205 132H206V134H205ZM255 132V133H254ZM258 132V133H257ZM261 132V134H259ZM165 133V134H164ZM181 133V134H180ZM187 133H188V135H187ZM192 133H193V135L194 136H192ZM199 133V134H198ZM203 133H204V135H203ZM212 133V134H211ZM217 133H218V135H217ZM227 133V134H226ZM255 134V135H258L257 137H258V139H257V137L254 135V136H252L253 138L255 137V139H254V143L255 144H252L253 142L251 141V140H253V138L251 137V135H249V134ZM92 134V135H91ZM102 134H104V135H102ZM163 134V135H162ZM167 134V135H166ZM173 136H171V135ZM96 135V136H95ZM106 135V136H105ZM160 136L161 135V138L160 137H158V136ZM164 135H165V137H167V138H163L164 137ZM176 137H175V136ZM181 135V137L183 138H181V141H182V144H179V143H181V141L180 140H178L179 139V136ZM201 135H203V136H201ZM227 135V136H226ZM229 135V136H228ZM250 136L251 138H249V140H250V142H252V143H250V142H248L247 141V139H248V136ZM98 136V137H97ZM108 136V137H107ZM158 137V139H156L157 137ZM199 136H200V138H199ZM214 136V137H213ZM217 136H219V137H217ZM220 136H222L221 138H220ZM96 137V138H95ZM217 137V138H216ZM226 137H230V140L229 139H227ZM32 138V141H34V139ZM79 138H80V140L81 141H79ZM83 140H82V139ZM160 138V139H159ZM163 138V139H162ZM173 138H176V139H173ZM200 140H199V139ZM206 138V139H205ZM150 139V138H149ZM150 139V140H151ZM163 141H162V140ZM166 139H168V140H166ZM171 140V142H170V140ZM227 139V140H226ZM259 140L258 142H259V144L261 143V145H259V144H257V140ZM97 140V141H96ZM102 140V141H101ZM110 140V139H109ZM151 140V141H152ZM164 140L166 141L165 143L167 144V143H169V144H165L164 143ZM175 140H178L177 142L175 141ZM202 140V141H201ZM217 140V141H216ZM31 141V139H30V141H28L27 143H26V145H24L25 147H27V149L28 148H30V146H31V149H29L28 151H30V152H33V151H35L34 149H36L37 148V146L36 147H32V142ZM197 141V142H196ZM204 141V142H203ZM223 141H224V143H223ZM243 141V142H242ZM31 144H30V143ZM61 147H60V154H59V156L57 157V159H56V165L57 166H59V165H61V168H62V170H64V169H67V170H69L68 168L69 167H67V163H68V160H67V153H65V151L67 152V150L66 149H64V146L66 147V148H68L69 149V152L71 151V150H73V152H74V145H73V142H72V140L70 139V136H68V134H66V135H64L62 138H61ZM103 142H104V144H103ZM221 142V143H220ZM242 142L243 143V146H245L244 148H249V146H252V148H251V150H248V152L246 151L245 152V150L246 149H244L243 148V146H242V144H240V143ZM244 142H246V144L244 143ZM106 143V144H105ZM187 143V144H186ZM193 143V144H192ZM197 143V144H196ZM205 143V144H204ZM220 143V144H219ZM240 145H239V144ZM247 143H249V145L246 147V145H247ZM91 144V145H90ZM164 144H165V146H164ZM186 144V145H185ZM199 144V145H198ZM211 145L210 147H209V145ZM220 145V147H222V148H219V145ZM222 144V145H221ZM225 144V145H224ZM232 144V145H231ZM250 144H252V145H250ZM257 144V145H256ZM104 145V146H103ZM182 145V146H181ZM189 145H193L192 146V148L194 147L196 150V152L194 151V149H192L191 148V146L189 147ZM254 145H256V146H254ZM23 146V149H20L19 150V152H18V154L17 153H13L14 155H15V157L16 158H19V156H20V158L18 159V160H20L19 162L21 163V159H23L22 161H25L26 160V153H24L25 152V150H26V148ZM103 146V147H102ZM187 147V150L185 151V149L186 148H184V147ZM197 146V147H196ZM214 147V149L216 148V147H218L219 149H217V151L215 152H213V154L214 153H216L217 154V152H218V156L216 155L215 156V154L212 156V163L211 162H209V164H210V166H209V164L208 165H206V163H204L203 161L206 159V154L208 153V148H210V149H213V147ZM231 146L232 147H234L235 148V146L238 148V150L235 148V150L237 151H235L234 150V148H231ZM241 146V147H240ZM258 146H259V148H258ZM99 147V148H98ZM208 147V148H207ZM212 147V148H211ZM256 147V148H255ZM24 148H25V150H24ZM32 148H33V150H32ZM100 148H102V149H100ZM177 148H178V150L179 149H182V150H179V152H178V150H177ZM190 148H191V150H190ZM200 148V149H199ZM202 148V149H201ZM229 148H231V150H233V153H231L232 151H230V149ZM242 150H241V149ZM249 148V149H250ZM255 148V149H254ZM96 149H94V150H96ZM106 149V150H105ZM175 149L177 150V152H175ZM199 149V150H198ZM204 149H208L206 152H204L203 150ZM222 151H221V150ZM229 149V150H228ZM259 149V150H258ZM261 149V150H260ZM62 150V151H61ZM65 150V151H64ZM153 150V149H152ZM155 150V149H154ZM153 150V151H154ZM194 152H193V151ZM239 150H241V153H240V151ZM174 151V152H173ZM180 151H182V152H180ZM191 153H190V152ZM197 151H199V152H202L201 154L199 153V152H197ZM245 152V153H243V152ZM168 152V153H167ZM169 152L171 153V152H173L172 153V155L171 154H169ZM225 153L226 155H227V153H228V155L227 156H222V154H220V153ZM177 153V154H176ZM181 153H183V154H185V155H183V154H181ZM231 153V154H230ZM243 153V154H242ZM247 153V154H246ZM255 153V154H254ZM196 154L198 155V156H196ZM204 154V155H203ZM229 154L231 155V156H229ZM245 154H246V156H245ZM179 155H181V156H179ZM188 155V156H187ZM252 155V156H251ZM18 156V157H17ZM174 156H176V159H175V157ZM179 156V158H177ZM201 158H200V157ZM204 156V157H203ZM206 156V157H205ZM215 156V157H214ZM221 156V157H220ZM232 157V160H230V159H226V157ZM174 157V158H173ZM182 157V158H181ZM186 158L185 160H183V158ZM195 159H194V158ZM199 157V158H198ZM214 157V158H213ZM219 159H218V158ZM225 158V159H223V158ZM228 157V158H229ZM163 158V159H162ZM205 158V159H204ZM241 158H243V159H241ZM245 158V159H244ZM4 159H6L5 160V162L7 161V159H10V158H7V157H5ZM162 159V160H161ZM179 161H181L182 163V165H179V166H181L182 167V169H181V167H179L178 166V160ZM194 159V160H193ZM260 159L262 160V161H260ZM164 160V161H163ZM175 160H177L176 162L177 163H175ZM185 161L184 163H183V161ZM189 160H191V161H189ZM222 160H225V161H222ZM235 160H236V162H235ZM258 160H259V164L262 162L263 164H260V165H258L257 163H258ZM159 161H161V162H163V163H161V162H159ZM187 161V162H186ZM194 161V162H193ZM202 161V162H201ZM216 161V162H215ZM222 161V162H221ZM234 161V163H232ZM257 161V162H256ZM205 162H207V160L205 161ZM214 162H215V164H214ZM217 162H218V164H220V162H221V165H219V167L220 166H222V165H224L225 163H226V165H228L227 167L228 168H233L234 166L236 167V169L235 168H233V169H235V170H230L229 169V171H228V169L227 168H225L226 167V165H225V167H223L222 166V169L223 168H225L224 169V171L221 169V167H220V169H219V167H217ZM252 162V166L253 167H256V166H258V167H256V174H251L250 175V173H245V171H246V169L247 168H249L250 166H251V163ZM253 162H256L255 164H256V166H254L255 164L253 163ZM187 163H189V164H187ZM199 163H201L200 165H199ZM159 165V167L157 166V165ZM184 164V165H183ZM191 164V166H189ZM205 164V165H204ZM211 164L213 165V167L214 168H216V171H214L212 168V166H211ZM250 164V165H249ZM21 165V164H20ZM154 167H153V166ZM186 165V166H185ZM204 165V166H203ZM149 166V167H148ZM166 166V167H165ZM188 166V167H187ZM202 166V168H204V169H202V168H200ZM246 166V167H245ZM251 166V167H252ZM263 166V167H262ZM146 167H148V168H146ZM160 168V167H164L163 169H167V170H165L166 172L165 173H163V175H164V177L162 176V178H154V176H152V175H154L155 173V170L156 169H153V168ZM184 167H186V168H184ZM190 167V168H189ZM210 167H212V168H210ZM64 168V169H63ZM188 168V169H187ZM148 171H146V170ZM150 169V170H149ZM154 171H153V170ZM183 169H186V170H183ZM200 169H202V170H200ZM209 169H211V170H209ZM218 169L221 171V172H219L218 171ZM260 169H261V171H260ZM263 169V170H262ZM116 170V171H115ZM188 170V171H187ZM198 170V171H197ZM225 170H227V173H226V171ZM236 170H238L237 172H236ZM241 170V171H240ZM65 171V170H64ZM150 171V172H149ZM168 171V172H167ZM201 171V172H200ZM204 172V174H203V172ZM223 171V172H222ZM111 172V173H110ZM113 172V173H112ZM145 172V173H144ZM163 172H164V170H163ZM195 172H199L198 174L197 173H195ZM212 172V174H210ZM214 172V173H213ZM219 172V173H218ZM228 172H229V174H228ZM243 174L242 176L240 175L241 173ZM259 172V173H258ZM141 173V174H140ZM151 173V174H150ZM166 173H168V174H166ZM197 175V177H196V175ZM237 173V174H236ZM261 173V174H260ZM113 174V175H112ZM142 174H144L143 176H141ZM146 174V175H145ZM151 175V177H153V178H151V180L149 179V181H148V178H150V177H148L147 178V176H150ZM165 174H166V176H165ZM186 174H187V176H186ZM210 174V176H208V175ZM217 174H218V177H217ZM239 174V175H238ZM10 175V174H9ZM45 175H47V176H45ZM167 175H169V176H167ZM171 175V176H170ZM224 175L225 176H227L228 178H230V180H232V181H229V182H227V188H225V189H223L222 190V187H221V184H224V183H226V180L225 181H223V178H224ZM234 175V176H233ZM261 175V176H260ZM105 176V177H104ZM123 176H124V179H123ZM132 176V177H131ZM136 176H137V178H136ZM183 176V177H182ZM186 176V177H185ZM201 176V177H200ZM216 176V177H215ZM222 178H221V177ZM239 176V177H238ZM259 176V177H258ZM99 177V178H98ZM101 177V178H100ZM103 177V178H102ZM110 177V178H109ZM130 177H131V180H130ZM134 177V178H133ZM145 177V178H144ZM165 177H167L166 178V183H165ZM173 177V178H172ZM175 177V178H174ZM207 177V178H206ZM23 178V177H22ZM127 178H129V180H127ZM144 179L143 180V182H142V180H140V179ZM147 178V180H145ZM185 178V179H184ZM204 178V179H203ZM209 178V180H207ZM221 178V179H220ZM237 178V179H236ZM45 179V180H44ZM60 179V180H59ZM73 179L75 180L74 182V184H72L73 183ZM98 179H100V180H98ZM102 179H105V180H103V181H101ZM109 179H111V180H109ZM127 180L128 182L127 183H125V181H123V180ZM133 179H135V180H133ZM156 179V180H155ZM158 179H160V181H158ZM216 179H218V180H216ZM219 179L220 180H222L221 181V184L219 183L220 181H219ZM224 179H226V178H224ZM49 180V181H48ZM93 180H95V178L93 179ZM108 182H107V181ZM155 180V181H154ZM169 180L173 183H176L177 182V185L178 186H180L181 187V185L182 184H180L182 181H186V180H189L187 183H188V185L187 186H189V187H187L185 184H183L185 187H184V190H183V188H180V190L182 189V191H180V193H182V195L181 194H177L179 191H176L178 188V186L176 185L175 187L177 188H175L174 187V189H171L174 185H172V183H170L171 184V188L169 187V183H167V182H169ZM180 180V181H179ZM203 180H206V181H208V182H206V181H204V183H205V185H201V184H204L203 183ZM216 180V181H215ZM240 180H242V181H240ZM243 180H245L246 182H244ZM105 181V182H104ZM124 183H123V182ZM144 181L146 182L147 181V183L146 184H144ZM158 181V182H157ZM178 181L180 182V183H178ZM182 182V183H186V182ZM197 181H199V182H197ZM235 183H234V182ZM61 182V183H60ZM72 182V183H71ZM77 182V183H76ZM130 182V183H129ZM163 182H164V185L163 186H165V188L166 189H168V191L170 192H168V191H166V189L164 190L163 188H161L162 187V185H160L161 183L163 184ZM210 182V183H209ZM212 182V183H211ZM216 182H218V183H216ZM223 182V183H222ZM233 182V183H232ZM244 183V184H241V186L243 187V189H241L240 187V189L239 188H237L236 186L237 185H239V183ZM23 183V184H22ZM47 185H46V184ZM140 183V184H139ZM199 183H201V184H199ZM209 183V184H208ZM238 183V184H237ZM249 183H252V185L251 184H249ZM67 184V185H66ZM69 184V185H68ZM120 184H123V185H120ZM167 184H168V186H167ZM180 184V185H179ZM232 184V185H231ZM245 184L247 185V187L246 188H248V186L249 185H251V186H249L250 188L249 189H247L248 191H246L245 190V194L241 191V190H243L244 191V186H245ZM254 184V185H253ZM44 185H45V188H44ZM73 187L74 185H75V187H71V186ZM78 187H77V186ZM116 185V186H117ZM183 185H182V187H183ZM201 185L202 186V188H200V190L202 191V193H201V191L199 190V186ZM231 185V186H230ZM244 185V186H243ZM82 186V187H81ZM96 186V187H95ZM109 186V187H108ZM120 186H121V188H120ZM204 186V187H203ZM208 186L211 188H208ZM240 186V185H239ZM252 186H254V188L252 187ZM23 187V188H22ZM79 189V191H78V189ZM168 187V188H167ZM187 187V188H186ZM190 187H192V188H190ZM231 187V188H230ZM233 187V188H232ZM252 187V188H251ZM10 188V189H9ZM8 188V190H6L5 192H3V193H0V195L2 196V197H0L1 199L2 198H4L3 200H5V199H9V197H10V199L11 198H13V194H12V192H11V187H9ZM76 188V189H75ZM82 188V189H81ZM83 188H86V190L88 189H90L91 188V192L93 193V192H95V194H96V196H98V194L97 193H99L100 194V192H101V194H103L104 193V191H105V193H106V195L108 194L109 196V198L105 195L104 197H107V198H104V200L102 199V198H100V199H98V197H96L95 195L93 196V194H91V192L90 191H86L85 189L83 190ZM107 188L108 189H110V191H111V193H110V191L108 192L107 191ZM169 188H170V190H169ZM186 188V189H185ZM203 188H205V189H203ZM206 188H208V189H206ZM216 188V189H215ZM256 188H258V189H256ZM92 189H97L98 190V192H97V190H92ZM99 189H100V192H99ZM123 189V190H122ZM162 189V190H161ZM176 189V190H175ZM192 189V191L190 192V190ZM219 189H221L222 191H218ZM250 189H252V190H250ZM114 190V189H113ZM172 190H173V192H172ZM179 190V189H178ZM187 190V191H186ZM210 190V191H209ZM211 190H213V191H211ZM232 192H236V193H238V191L240 190L241 191V193H243L242 195H240V192L238 193L240 196H242L243 198H244V196L246 195V199L247 198H249V199H247V200H251L250 201V204H251V206H250V204H248V201L244 198V200H243V203L245 202V200L247 201L246 202V204H248V205H246V204H243V205H246V207H247V209H245L244 211H245V213H240V215H241V217H239V218H237L234 214L236 213H232L231 214V212H229V211H231L233 208H234V210H232L233 212L234 211H237V205H239V203H241L242 201H241V197H239V195L238 194H236L235 195V197H233V196H231V193H230V191ZM235 190V191H234ZM255 190H257V192L256 193H254V194H251V193H253ZM258 190H259V192H258ZM85 191V192H84ZM164 191V192H163ZM184 191H186V192H190V193H186V192H184ZM200 191V192H199ZM205 191H206V195H205ZM215 191L217 192L218 191V193L217 194H219V196H217V198L218 197H222V194L224 193V194H227L228 193V195H225V196H223V197H225V199H223V197L221 198L222 200H220V203H219V198L218 199H215L214 198V196L215 195H213L211 198H210V196H208L207 195V193L209 194V195H211V194H213V192H214V194H216L215 193ZM252 191V192H251ZM59 194H58V193ZM64 192V193H63ZM79 192V193H78ZM83 194H82V193ZM89 192V193H88ZM97 192V193H96ZM108 192V193H107ZM113 192V193H112ZM161 192H163V193H161ZM168 192V193H167ZM175 192H177V193H175ZM203 192H204V195H202L203 194ZM220 192V193H219ZM57 193V194H56ZM61 193H62V195H61ZM68 193V194H67ZM87 194V195H84V194ZM110 193V194H109ZM124 194V196H123V194ZM129 193V194H128ZM142 193V194H141ZM144 193V194H143ZM165 193H167V194H165ZM173 193V194H172ZM185 193V195H184V197H182L183 196V194ZM193 193L195 194V196L193 195ZM222 193V194H221ZM250 193V194H249ZM28 194V195H27ZM78 194V195H77ZM91 194V195H90ZM126 194L128 195V196H130V198H129V200L127 199V197H126ZM132 195V198H133V200H136L138 203H137V205L140 203V201H142V202H146V201H150L151 202V204H152V208H154V210L153 209H151V207H150V202H149V205H148V203L147 204H145L144 205V203H142L141 205H136V204H134V208H136L135 207V205L137 206V210L136 209H134V208H132L133 207V203H135L134 201H133V203H132V199H131V195ZM200 194H201V196H203V199L206 201H204L203 199L201 200V196H200ZM223 194V195H224ZM248 194V195H247ZM21 195V196H22ZM27 195V196H26ZM30 195V196H29ZM82 195V196H81ZM90 195V196H89ZM104 195V194H103ZM179 195H181V196H179ZM190 195V196H189ZM193 197H195V199H196V201L192 198V196ZM200 197H199V196ZM221 195V196H220ZM250 195H252L251 197H252V199H251V197H249ZM92 196V197H91ZM172 196H174L173 198H172ZM187 198H186V197ZM204 196L206 197L207 196V198H204ZM239 197V199H237V197ZM248 196V197H247ZM258 196H260V197H258ZM84 197V198H83ZM85 197H86V199H85ZM91 197V199L89 200V198ZM121 197H122V199H121ZM123 197H125V198H123ZM145 197V199L144 200H142L143 198ZM176 197H177V201L179 202V198H180V200H182V199H187V201L185 200L184 201V203H183V201H180V202H182V204H180V202L178 203L177 201V203L176 202H174L175 200H176ZM232 197L234 198V199H232ZM95 198V199H94ZM182 198V199H181ZM189 198H190V200L191 201H193V202H191L190 200H189ZM231 198V199H230ZM43 199V200H42ZM88 199V200H87ZM130 199H131V202H130ZM147 199H149V200H147ZM209 199H211V200H209ZM214 199V200H213ZM262 199V200H261ZM96 200H97V202H96ZM107 200H110V201H107ZM169 200V201H168ZM172 200V201H171ZM213 200V201H212ZM215 200H218V201H216L215 202ZM224 200V201H223ZM226 200V201H225ZM233 200V201H232ZM237 200H238V203H237ZM82 201V202H81ZM90 202V204H89V202ZM92 201V202H91ZM103 201H104V203H103ZM112 201H113V204H112ZM171 201V202H170ZM190 201V202H189ZM15 202H17V201H15ZM84 202V203H83ZM107 202V203H106ZM116 202V203H115ZM128 202H130V204L131 205H129L128 204ZM165 202H170V203H165ZM176 203V204H174V203ZM196 202V203H195ZM204 202V203H203ZM207 202H209V205H208V203ZM225 202V203H224ZM227 202V203H226ZM230 202H232V203H230ZM234 202V203H233ZM252 202V203H251ZM18 203H19V201H18ZM93 203H94V205H93ZM105 203L106 204H110V206L111 205H113L111 208H110V206L108 207V205H106L105 206ZM115 203V204H114ZM123 203V204H124ZM172 203H173V205L175 206V208L173 207V209L172 210H170L169 208V206L171 205V207L173 206L172 205ZM189 203V208H187L188 206H186L187 204ZM214 203H216V207L214 206L215 204ZM47 205V206H49L48 208H47V206L45 207V205ZM84 204V205H83ZM118 204H120V206L118 205ZM156 204H157V208H158V205H159V207H160V204L162 205L161 207H162V209H164V210H162L161 209V207L159 208V209H156ZM168 205V209L166 210L164 207H163V205ZM184 204V205H183ZM186 204V205H185ZM192 204H194V206L192 205ZM205 204L206 205H208V206H206V210H208V211H206L205 209H204V211L202 210L201 211V209H203L202 207L203 206H205ZM214 204V205H213ZM226 204H227V206H228V204H230L231 206H232V204H233V207H231L230 205H229V207H231L232 209H230V208H226L225 206H226ZM25 205H27V206H25ZM51 205V206H50ZM78 205V206H77ZM88 205V206H87ZM90 205V206H89ZM116 205H118V207L116 206ZM122 205V206H121ZM127 205H128V207H127ZM155 205V206H154ZM166 205V206H167ZM182 205L184 206L183 208H182ZM210 205H212L211 207H212V209L209 207ZM218 205V206H217ZM80 206V207H79ZM178 206H180V209L182 208V210H184V211H182V210H179V207ZM220 206H221V208H220ZM234 206H236V208L234 207ZM25 207H27V208H25ZM61 207V208H60ZM209 207V208H208ZM23 208H25L26 209V212H25V209H23ZM45 208V209H44ZM64 208V209H63ZM95 208V209H96ZM110 208V209H109ZM139 208V209H138ZM184 208H186V209H184ZM205 208V207H204ZM215 208V209H214ZM225 210H224V209ZM242 208V207H241ZM245 208V206L243 207V209ZM253 208V209H252ZM31 209V210H30ZM41 209V210H40ZM42 209H43V211H42ZM63 209V210H62ZM144 209V210H143ZM156 209V210H155ZM161 209V210H160ZM175 209V210H174ZM178 209V211H180V213L177 211L176 212V214H175V211ZM188 209V210H187ZM213 209H214V212H211V210L213 211ZM218 209V210H217ZM220 209V210H219ZM227 209V210H226ZM24 211V214H23V212H21V211ZM133 210H135L136 211V213H134L135 211H133ZM146 210V212L144 213V211ZM161 212H160V211ZM186 210V211H185ZM199 210L201 211V212H205L206 211V213H202V214H204L205 215V217L207 216L208 218L212 215V217H216V219H213V218H211V220H212V222H211V220H209V219H207V217H206V219L207 220H209L208 221V223H211L210 225L211 226H208L209 224L207 223V221H206V219H205V221H206V223L204 222L203 223V221L202 220H200L201 218H204V215L202 216V214H200L199 213ZM220 211V215L218 214L219 212H215V211ZM252 210V211H251ZM30 211V212H29ZM37 211V212H36ZM41 213H40V212ZM46 211V212H45ZM68 211V210H67ZM140 211V212H139ZM147 211H149V212H147ZM150 211H151V213H150ZM164 211H166V212H164ZM169 211V213L171 212V214L173 213V214H175L174 216H173V218H174V221H173V218H171L170 217V215H169V213H167ZM174 211V212H173ZM189 211H190V213H189ZM194 213L195 211L197 212H195L196 213V215H194L192 212ZM32 212H34V213H32ZM86 212V211H85ZM84 212V213H85ZM164 212V213H163ZM185 212V213H184ZM263 212V213H262ZM147 213H149V214H151V215H154V218H151L152 216H147ZM177 213H179V214H177ZM184 213V215H182V214ZM191 213H192V217H193V219L197 222V220L198 221H200V222H195L194 221V224H195V226H194V224L192 223L193 221H192V217H191ZM213 213V214H212ZM248 213V214H247ZM250 213V214H249ZM25 214H26V216H25ZM78 214H81V212L80 213H78ZM117 214H115V217L116 218H118V216H119V214H118V216H116ZM135 214L138 216V214H140L139 215V217H135ZM141 214H143V215H141ZM146 214V215H145ZM148 214V215H149ZM166 214H168L169 215V218H170V220H171V222H170V220L168 221L167 219H169V218H167V216H166ZM181 214V215H180ZM207 214V215H206ZM224 216V218L223 217H221L222 215ZM244 214V215H243ZM261 214H262V216H261ZM28 215V216H27ZM31 217H30V216ZM41 215V216H40ZM45 215H46V217H45ZM145 215V218H148V219H146V220H149V221H144V216ZM179 215V216H178ZM194 215V216H193ZM199 215H201V217L199 216ZM227 215H229V216H227ZM40 216V217H39ZM43 216V217H42ZM109 216V217H108ZM141 216V217H140ZM180 216H183V220H184V218H185V220H184V223H185V221H186V223L185 224H182L183 222L181 221V219H182V217H180ZM248 216V217H247ZM34 219H33V218ZM106 217H107V219H106ZM149 217L151 218V219H149ZM178 217L180 218V220H178ZM188 219H187V218ZM195 217V218H194ZM197 217H200V218H197ZM217 217H220V218H217ZM227 219H230V217L231 218H233L234 219V221H236V223H234V224H231V222H230V220H226V218ZM229 217V218H228ZM250 217V218H249ZM40 218V219H39ZM47 219V222H45V219ZM51 218V222L49 221V219ZM86 218V219H85ZM98 218V217H97ZM109 218V219H108ZM144 218V219H143ZM157 219V221H156V219ZM163 218V219H162ZM167 218V219H166ZM175 218H176V220L178 221H176L175 222ZM30 219V220H29ZM39 219V220H38ZM119 219V218H118ZM155 221H154V220ZM220 219V220H219ZM238 219L240 220V222L238 221ZM258 219V220H257ZM261 219H263V220H261ZM29 220V221H28ZM35 220H37V221H35ZM54 220V221H53ZM98 220V219H97ZM136 220V221H135ZM152 222H151V221ZM162 220V221H161ZM189 220V221H188ZM215 220H217L214 224H213V221H215ZM219 220V221H218ZM232 220V219H231ZM242 220V221H241ZM256 220V221H255ZM33 221V222H32ZM49 221V222H48ZM54 223H53V222ZM82 221V222H81ZM139 221V222H138ZM141 221V222H140ZM160 221V222H159ZM164 221V222H163ZM179 221H181L182 223H180ZM189 223H188V222ZM201 221H202V223L203 224H205L206 225V228H205V226L203 225V224H201ZM227 221H229L228 223H230L229 225H227L228 223H227ZM247 221H248V223H247ZM250 221V222H249ZM258 221L260 222H262V229H261V231H259V232H255V228H256V226H255V224H254V222H256L257 224H258ZM29 222H32V223H37L38 225L40 224V225H42L43 227H41L42 229L41 230H34V229H31L32 228V225H30V223ZM121 222H123V223H121ZM172 222L176 225H178L179 226V224L178 223H180V224H182L183 226H181L180 225V227H177V225L175 226L174 224H172ZM233 222V221H232ZM246 222V223H245ZM27 223H28V225H27ZM53 223V224H52ZM61 223V222H60ZM88 223H89V225H88ZM96 223H99L98 225L96 224ZM155 223V224H154ZM166 223H170L169 225H166ZM193 225V227H195V229L194 228H192V227H190V226H192L191 224ZM198 223L200 224V225H198ZM252 225V227H253V231H252V233L253 234H250L251 232H250V230H249V228H252L251 227V225ZM254 225H253V224ZM123 224V225H122ZM172 224V225H171ZM187 224V225H186ZM213 224V225H212ZM235 224H237V225H235ZM247 224V226L246 227H244L245 225ZM248 224H249V226H248ZM256 224V225H257ZM27 225V226H26ZM115 225V226H114ZM137 225V226H136ZM139 225V226H138ZM165 225H166V228H165ZM175 226V228H177V230L174 228V226ZM239 225V228H240V230H239V228L237 227ZM64 226V225H63ZM70 227V229H69V227ZM74 226H78L79 227V229H80V231H79V229L77 230V231H75L76 229H74L73 231H70V230H72L73 228H74ZM117 226V227H116ZM146 226V227H145ZM150 226V227H149ZM168 226V227H167ZM189 226V227H188ZM201 226H202V228H201ZM203 226H204V228H203ZM209 228H208V227ZM213 226V227H212ZM81 227V228H80ZM93 229H92V228ZM94 227H95V229H94ZM183 227V228H182ZM184 227H186V228H188L187 229V231L185 230L186 228H184ZM228 228V230H231V232L232 231H234V232H236V231H239V234H242L243 235V237H242V235H240V236H238V237H236L237 238V240H238V243H237V241L235 242V245H234V247H235V250H237L238 251V253H237V251H236V253L234 254V255H232V256H229L228 254H227V249H225V250H223V248L224 247H229V246H227V245H231V243H230V240L228 241V238H225L224 237V235H226V234H224V233H226L228 230H227V228ZM89 228H91L90 230H89ZM97 228V229H96ZM106 228V229H105ZM126 230H125V229ZM149 230H148V229ZM161 228V229H160ZM171 229V231L169 230V229ZM192 228V229H191ZM200 228V229H199ZM217 228V229H216ZM238 228V229H237ZM245 228V229H244ZM248 228V230H246ZM64 229H67V230H64ZM124 229V230H123ZM166 229V230H165ZM179 229L182 231V229H184L185 231H186V233H185V231L183 230V232H181V231H179ZM190 229V230H189ZM202 229H204V230H206V232H204V233H202ZM236 229V230H235ZM21 230V231H20ZM33 230L35 231V232H33ZM95 230V231H94ZM100 230V231H99ZM102 230H104V231H102ZM175 230V232H173ZM193 230H195L198 234V236L197 237H194L193 235V233L192 232H194V233H196L195 231H193ZM215 230V231H214ZM226 230V231H225ZM5 231H7V233L5 232ZM39 231H41V232H39ZM66 232V234L67 235H70L69 237H67V236H65L64 235V233L63 232ZM97 231H99L98 233H97ZM117 231V232H116ZM168 231H170V232H172V233H170V232H168ZM191 231V232H190ZM225 231V232H224ZM248 231V232H247ZM48 232H50V233H48ZM51 232H53V233H51ZM72 232H74L73 234H72ZM81 232V233H80ZM100 232H102V234L104 233V235H103V237H102V235H100L101 233ZM122 232V233H123ZM179 232H181V233H179ZM187 232H188V236L189 237H191V233L193 234L192 235V237H194V239L192 238H189L187 235H184L185 237H183V239H187V240H184V243H183V239H178V235H181V236H183V234H187ZM201 232V233H200ZM221 232V233H220ZM224 232V233H223ZM230 232V231H229ZM229 232L227 233V235H226V237L227 236H229ZM233 232V233H234ZM242 232V233H241ZM48 235H47V234ZM61 233H63V234H61ZM80 234V236L79 237H77L78 235L77 234ZM100 233V234H99ZM190 233V234H189ZM206 233V234H205ZM214 233V234H213ZM232 233V235H231V233H230V235H231V237L230 238H233L232 236L234 235ZM258 233V234H257ZM9 234V235H8ZM52 234V235H51ZM53 234H55L56 236L57 235H64V237H66L67 238V243L66 244H64V241L63 240H66V238H63V239H61L59 236H54ZM93 234H94V236H93ZM99 234V235H98ZM168 234V235H167ZM172 234V235H171ZM174 234H175V237H177V238H175L174 237ZM177 234V235H176ZM224 234V235H223ZM245 234V235H244ZM249 236H248V235ZM49 235H51V237L49 236ZM81 235H82V237H81ZM196 235V234H195ZM222 235V236H221ZM9 236H10V238H9ZM13 236V237H12ZM45 236H46V238L47 237H49V238H47V240L46 239H44L45 238ZM72 236H75V237H72ZM101 236V237H100ZM120 236V237H119ZM173 236V237H172ZM181 236H179V238L181 237ZM214 236V237H213ZM13 239H12V238ZM55 237V238H54ZM61 239V242H60V240L58 241V242H60V244H57V240L59 239V238ZM77 237V241L75 240V238ZM87 237H88V239H87ZM94 237V238H93ZM129 237V238H128ZM187 237V238H186ZM200 237V238H199ZM225 239H224V238ZM241 237V238H240ZM58 238V239H57ZM74 238V241L76 242V244L78 243L81 247H86V248H84L85 250H83V251H85L86 252V254L82 251V249L83 248H81L80 249V246L79 245H76L75 244V242H74V246L72 245L73 243H71V241L73 242V239ZM155 238H158V239H156V240H160L161 242H162V240L164 239V241L165 240H167V239H170V238H172V240H175L176 242H177V244L176 245H178V243L180 244V243H183L184 244V246H182V244H181V246L182 247H184V248H182V247H180V249L182 248V250H181V253L182 254H180L179 252H180V250H178L179 248V245H178V247L176 246L175 247V245H174V248L176 249H172V250H170L169 248H159L158 246H156L154 243H156V242H158V241H156L155 240ZM182 238V237H181ZM214 238V239H213ZM229 238V239H230ZM49 239V240H48ZM70 239H71V241H70ZM81 241H80V240ZM153 239L156 241H154V243H152L151 242V244L148 242V244H150V246L151 247H149V248H152V249H149L148 248V244H147V241H153ZM176 239H178V241L179 240H181L180 242H178ZM192 240V241H190V240ZM221 239V240H220ZM12 240V241H11ZM41 240V241H40ZM123 240V241H122ZM132 240H134V241H132ZM232 240V239H231ZM245 240V241H244ZM248 240V241H247ZM10 241V242H9ZM30 241V242H29ZM32 241V242H31ZM63 241V242H62ZM83 241V242H82ZM126 241V242H125ZM128 241H130V242H128ZM137 241V242H136ZM146 241V242H145ZM194 241V242H193ZM223 241L225 242V241H227V243H223ZM244 241V242H243ZM252 242V244H251V242ZM79 242H81V243H79ZM131 243V242H133L131 245H129L128 243ZM185 242H187V243H185ZM191 242H193L192 243V245L193 246H191V244L189 245L188 243H191ZM219 242H220V244H219ZM223 244H222V243ZM229 242V243H228ZM244 244H243V243ZM262 242V243H261ZM8 243H10V244H8ZM28 243V244H27ZM57 245H56V244ZM63 243V244H62ZM107 243H109L108 244V246H107ZM129 245H127V244ZM136 243V244H135ZM144 243H146L147 245H145V246H147L146 248H148L149 249V252L151 251V252H153L152 250H154V252H153V255L151 254V256H150V253L148 254V253H146V252H148V251H146V252H144V249H145V246L143 247L144 249H140L139 248V246L141 245V247H142V245H144ZM237 243V244H236ZM242 243V244H241ZM249 244V247H248V245H246V244ZM70 244V245H69ZM196 244V243H195ZM59 245V246H58ZM62 245H64V246H62ZM65 245H68V247L70 248V249H68V247L67 246H65ZM116 245H117V247L119 246V248H116ZM139 245V246H138ZM153 245V246H152ZM186 245H187V247H186ZM224 245V246H223ZM243 245H245V246H247V247H245V246H243ZM255 245V246H254ZM28 246V247H27ZM33 246V247H34ZM73 246L74 248L76 247V249L74 250V248L72 249L71 247ZM95 246V247H94ZM188 246H189V248H188ZM223 246V247H222ZM242 246H243V248H242ZM27 247V248H26ZM59 247H63V248H59ZM110 247V248H109ZM127 247H129L128 249H127ZM185 247L187 248V249H185ZM194 249H193V248ZM240 247V248H239ZM252 247V248H251ZM29 248V249H28ZM64 248H67V249H64ZM96 250H95V249ZM102 248L104 249L103 251H100V250H102ZM108 248V249H107ZM154 248V249H153ZM156 248V249H155ZM159 248V249H158ZM172 248V247H171ZM241 248H242V250H241ZM244 248H246L245 250H249L250 252H247V251H244L243 249ZM54 249H57L55 252H54ZM63 249V250H62ZM92 249H94L95 251H96V256L95 257H97L98 255H101V253H103L102 254V256H100V257H97V258H94V255H95V253H93L92 255H93V257H91L92 255H91V253L92 252H95V251H91ZM107 249V250H106ZM148 249H146V250H148ZM165 249V250H164ZM167 249V250H166ZM184 249H185V251L186 252H184ZM191 249V250H190ZM201 249V248H200ZM254 249V250H253ZM75 251V254L73 255V253H72V251ZM78 250V251H77ZM112 250V251H111ZM116 250H117V252H116ZM124 250H125V248H124ZM188 250H190L191 252H193L194 250V253L192 254V253H190V251H188ZM199 250V251H198ZM214 250H215V253H214ZM34 251V252H35ZM39 251V252H38ZM60 251H62L61 253H60ZM65 253H67V254H65ZM80 251H82V252H80ZM105 251V252H104ZM108 251V252H107ZM111 253H110V252ZM120 251H123V249H121ZM174 251V252H173ZM202 251V250H201ZM217 251V252H216ZM222 251H224V252H222ZM241 251H244L243 252V255H242V252ZM253 252V254H252V252ZM261 251V252H260ZM23 252H25V253H23ZM77 252V253H76ZM81 253V254H79V253ZM99 252V253H98ZM108 254H111V255H107V253ZM139 253L140 255V257H141V259L139 258V256L138 255H136L135 253ZM190 253V254H188V253ZM196 252V253H195ZM204 252V251H203ZM208 252V251H207ZM240 252V253H239ZM245 252H247V253H245ZM28 253V254H27ZM39 253V254H38ZM42 253V254H41ZM62 253H64L65 255H67V256H65L64 254L62 255ZM70 253H72V255L70 254ZM97 253H98V255H97ZM104 253H106L105 254V257H103V255H104ZM185 253H186V255L187 256H185L184 257V260H182L180 257V255H182L183 256V254L185 255ZM199 253V254H198ZM201 253V254H200ZM219 253V254H218ZM249 253V254H248ZM251 253V254H250ZM53 254L54 255H56L57 254V256H53ZM61 254V255H60ZM197 254V255H196ZM248 254V255H247ZM259 255L260 254V256L261 257H258L257 258V256L256 255ZM5 255V256H4ZM26 255H28L27 257L28 258H26ZM43 255V256H42ZM60 255V256H59ZM70 255V257H68ZM83 255H86L85 257L83 256V258H82V256ZM156 255V256H155ZM191 255V256H190ZM203 257H202V256ZM223 257H225V258H222V256ZM236 255V256H235ZM46 256V257H45ZM110 256V257H109ZM115 259H113L112 257ZM138 258H137V257ZM154 256L159 260V261H157V262H155V258H154ZM243 256H246V257H243ZM248 256V257H247ZM249 256L252 258V256H253V258L254 257H256V259L254 258L253 260H251L252 262H249L250 260L249 259H251V258H249ZM39 257V256H38ZM44 257V258H43ZM52 257V258H51ZM56 257H59L60 258V260H59V258H56ZM63 257H65V258H63ZM102 257H103V259H102ZM42 258V259H41ZM70 258H71V260H70ZM112 258V259H111ZM202 258H204V260L202 259ZM248 258V259H247ZM54 259H58V263H55L56 262V260H55V262L53 261ZM61 259H63V260H61ZM140 259V260H139ZM154 259V260H153ZM176 261H175V260ZM200 259H202V261H200ZM206 259V260H205ZM210 260V262L208 261V260ZM51 260L53 261V263L51 262ZM66 260V259H65ZM72 260H73V263H72ZM111 260H113V262L111 263ZM117 260V261H116ZM119 260V261H118ZM179 260H180V262H179ZM235 260H238L237 262L235 261ZM4 261V262H3ZM76 261V262H75ZM102 263H101V262ZM116 261V262H115ZM181 261H182V263H181ZM205 261H206V263H205ZM219 261H220V259H219ZM13 262V263H12ZM42 262V263H41ZM75 262V263H74ZM84 262V263H83ZM88 262V263H87ZM125 262H122V264H128V262L127 263H125ZM161 262H165V263H161ZM34 262L32 261L31 262V264H33ZM36 263V264H37ZM45 263V264H46ZM170 263H172V262H169L168 264H170ZM174 263H172V264H174ZM221 263V262H220ZM221 263V264H222ZM229 263V264H230ZM231 263V264H232ZM239 264V263H238ZM254 264V263H253Z\"/></svg>",
	"mask_w": 264,
	"mask_h": 264
}]
</instances>
